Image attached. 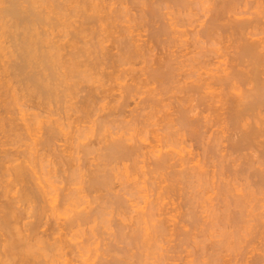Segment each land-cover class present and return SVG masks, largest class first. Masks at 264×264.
<instances>
[{"label": "rangeland", "instance_id": "1", "mask_svg": "<svg viewBox=\"0 0 264 264\" xmlns=\"http://www.w3.org/2000/svg\"><path fill=\"white\" fill-rule=\"evenodd\" d=\"M1 1V0H0ZM60 1V3L61 2H63V5L62 6H64L63 8H64V10L62 9V12L64 13H61L59 16H57L58 15V13H56L57 11H56V9H55V11L53 10L54 8H50L48 5H46L45 3H44V7H46V11H47V13L49 12L50 13V16L51 17H56V21H58L60 18V20L58 21V23L56 24V26H57V28H56V26L54 27L53 25H52V27L50 28V25L48 26V27H46L47 25H45V27H40V29L41 28H43V30L41 29V31H46L48 34H49V36H48V41L50 40V47L51 46H53V45H56L57 44V46L58 47H61L60 49V51H61V57L63 58V60L65 61H69L71 58V55H72V53L73 52H75L76 51V49L77 50H79L78 48H86L85 49V51L87 50V49H89V50H87V52H85L84 54H86V55H84L83 54V52H84V49H83V52H82V54L83 55H81L82 57L79 59L80 60V62L82 61L84 64L86 63V65L84 66V64H81L84 68H81V70L82 69H84L83 71H84V73L87 71V69L88 70H90V71H87L86 73H89L88 75H90V76H88V80L86 81V80H83V79H81V81L79 80L78 81V79L76 80V81H74L75 83H77V89L75 88V90H73V94L71 93V94H69V95H66V98H64V99H61V101H58L57 99H55L57 102H54V101H47V100H44L43 98H37V97H32V95L30 94V92L27 90L28 88L27 87H25L24 85H22L21 83H18L16 80H18L16 77H14V78H12V75L14 76V74H11L12 73V71L10 72L9 71V69H8V67L11 65V61H13L14 60V57H13V59L11 58V57H9V55L11 54L12 55V53L11 52H13L14 50V40L13 39H11V37H10V35L8 34V36H4L3 37V35L4 34H7V32L5 33L3 30H0V31H3L4 32V34H1L0 36H1V39H2V44H0L1 46H2V50H1V48H0V62H2V63H0V94H3V96L2 95H0V118L2 119H0V158L1 157H3L5 154H4V152L3 151H6V152H9V153H11V154H14L15 155V157H14V160H16L15 162L16 163H18V164H16L15 163V165H14V163L13 164H6L5 166L9 169V167H11V166H16V165H19V164H24L25 165V167L27 166V168H28V170H30V178H32V179H30L29 181H31V184L30 185H34L35 184V188H39V187H45V191H47V192H49L50 190H52L53 188H54V185H55V188L53 189L54 191L52 192V194L50 195V196H47L48 198L47 199H49V198H51V197H53L54 199H55V202H52V201H50L49 200V202H51L52 204H50V203H47L46 204V212L48 213V214H46V216H47V219L45 218V220L44 221H42V226H41V228H40V230H38V232L40 231L41 233L42 232H44V231H42V230H46V232H48L50 229H48V228H51V227H48V225H51V222H52V227H55V225L56 224H59L57 221H59L60 223H64V222H66V220H70L74 215H75V213L76 212H80V211H84V210H89L90 209V207L91 208H97L96 210L94 209V215L95 216H99V218H100V215H98V214H102L103 213V211H104V208H106L104 205L106 204V205H108L109 203H110V206H112V208L111 209H109L110 208V206H109V208L108 209H105V211H106V213H105V215H107V216H104L105 218H104V220L102 221V219L103 218H100V220L99 221H97V222H94V225L93 224H91V226H90V224L89 225H85L84 226V229H83V231L81 232L79 229H81V228H78V229H76V231H74L72 234H69L70 236H68L66 239H67V241L68 240H71V245H77V243H78V246H80V244H81V246L79 247V249L78 248H76L75 250L73 249L74 248V246L72 247V253L73 254H71V253H67L66 255H59V256H56V258H54V262H53V264H65L66 263V261H67V263L66 264H78V263H83V264H101V262H102V264H108L109 263V261L111 260L112 261V264H114V262L116 263V259L114 260V258L115 257H118V256H116V255H120V256H126V257H133L134 255H136V254H138L139 255V258L141 259V260H143V261H141V260H137L136 261V258L135 257H133V260H131V262H130V260L128 261L129 262V264H136V262H137V264H139V262H141V264H162V263H165V264H203V262L205 263V261L207 260L208 261V259L210 258V254L212 255V254H217V253H215V250H216V248L215 247H213L214 245L216 246V244L217 243H220L221 244V241H224V240H228V242L230 241H233L234 239H233V234H232V232H234L235 230L231 227L232 225H230L229 227H230V229H229V227H228V225H227V227H225V226H223V225H221V224H224V223H219V222H217V223H219V225H217L216 223V225L214 224V227H212V225H210L211 227H212V230H211V227L209 226V224H211L213 221V219H214V214H213V206L215 205V207H217V205L219 204L220 206H218L217 208L219 209V210H216L215 208H214V211H217L218 213L219 212H222V211H220V209L222 208L221 207V205H223V204H220V203H218V202H220V199H219V201L218 200H214V197H216V196H214V194H213V188L212 187H210L209 188V191H204L203 192V194H204V198H203V196H201V191H202V189H200L201 187H198L199 189H197V188H193V189H190L187 185H186V183H184V182H180L179 183V185H178V183H177V185H176V183H174V180L172 179V178H170L169 176L171 175V171H178V169L180 170V168H175V169H170V170H168L167 169V171L165 172L164 170L163 171H158V172H160V173H158V172H156V174H152V171L154 170V165L153 166H151L153 163H154V160H155V158L154 157H152V155L151 154H149L151 151L150 150H152V148H157L158 150L160 149V150H162L163 148V150L166 152L167 150H170L171 148H172V150H174L176 153L177 152H180V154H182V156L184 155V157L185 158H189L190 160H191V158L189 157V156H191V157H193L194 159H196L195 160V162L197 161V160H201V161H204L205 159H207V156H208V158L210 157V155L209 154H206L207 152V148L209 147V146H218L217 148L219 149V152H218V154L219 155H229L230 156V154H234L233 152L232 153H230L231 152V149H227L228 148V145H230L231 143H235L234 141H235V139L240 135L239 133H237V131H236V135H233V134H235V132L232 130H230V131H226V133H225V131L224 130H222V128L223 129H225L226 130V128H229V127H224L225 125H222V124H219V128L217 127V126H215V128L213 127V128H211L210 130L212 131H210L209 130V128L208 129H206V130H209V131H207L206 132V134L203 136V139H196L195 137H193V135L190 133V131H188V132H185L186 130H184V131H182V129H181V126H180V124H178V122H177V119L179 118V113H178V111H177V109H179L180 110V108H181V105L182 106H187V104H189L190 102H185V99H181L182 97L184 98H186L187 97V95L186 96H183L184 94L183 93H179L180 91H182L183 90V88H184V85H185V81L187 80V79H184L183 78V76H179V75H182V74H188V73H193V71L191 70V69H193L194 68V64H193V66H192V62L190 61H188L187 62V56H188V53H189V51H190V53L191 52H203V51H207L208 49V51H217V53L218 54H222V56H223V58H222V56H221V60H219V61H225V59H226V62H227V60H229L230 61V55H234L235 53H236V51H235V53H234V50H236V46H235V44H237V43H235L234 44V46H233V43H234V40H232L233 38H231V37H229V36H231V35H229V36H226L227 38H231V40L233 41V42H231L230 41V39H227L225 36H224V39L221 37V40H219L220 41V43H214V45H211V44H204V43H202L201 45H200V47H197V46H195V48L194 47H191L193 44H194V42H192L195 38H197V37H195L194 38V35L196 34V32H198L199 30H201V28H202V26H199V25H204V24H202L203 22H205V21H207V18H208V15H210V14H208V10L212 7V5L210 4V6L211 7H209V4H205V0H201V2L202 1H205L204 3L202 2V5L204 4V6H201V4H197L196 6H194V8H193V10H192V8H191V12L192 13H190V14H188L189 16L188 17H184L185 18V20L186 21H188L189 22V24L191 23V26L188 24V22H186V26L185 25H182L181 27H179L178 28V26H180V24L178 25V26H176V25H174L173 24V22L175 23V24H177V22L179 23V22H181V20H184V18L182 19L181 17L182 16H180V15H178L180 12H178V10H177V8H175V6H173V5H168V4H165L166 6H168V7H165V5H164V7L163 6H161L159 3H158V1L156 2V1H153V0H99V2H96L97 0H92V1H94V4H95V2H96V4H98V6H100L98 9H96V8H94V9H96V10H98V11H96V14H95V10L92 8L91 9V7H92V2H91V0H89L90 1V3H88V0H84L85 2H84V5H85V3H87V5H89V4H91V5H89L90 6V11H89V7L88 6H85L86 8H84V5H82V3H83V0L81 1V0H59ZM82 3H81V2ZM87 1V2H86ZM140 2V3H138V2ZM146 1V2H145ZM246 1H248V0H246ZM252 0H249V3L251 2ZM253 1H255V0H253ZM65 2H70V3H65ZM74 2V3H73ZM152 2V3H151ZM153 2H156V4H158L157 6L155 5V3H153ZM198 2V1H197ZM65 3V4H64ZM75 3H77V4H75ZM79 3H81V4H79ZM117 3V4H116ZM145 3V4H144ZM148 3V4H147ZM252 3H254V2H252ZM48 4V3H47ZM62 4V3H61ZM102 4V5H101ZM135 4V5H134ZM0 5H1V3H0ZM67 5V6H66ZM79 5H81V7H83V10H84V14H83V10L81 9H79V8H81ZM104 5H105V7H104ZM107 5H109V6H107ZM140 5H142V7L140 6ZM153 5V6H152ZM1 6H3V5H1ZM43 6H39V7H41V8H43V10H44V7ZM52 6V5H51ZM69 6V7H68ZM77 6H79L78 8H77ZM114 6V7H113ZM135 6H137V7H135ZM146 6V7H145ZM159 6V7H158ZM206 6V7H205ZM208 6V7H207ZM251 3H250V5H248V7L247 6H242L241 7V9H245V10H248L247 12H249L250 10L252 11V9L254 10L255 8H256V6L257 5H253V6H255V8H252V9H250L251 8ZM252 6V7H253ZM23 7V8H22ZM48 7V8H47ZM66 7V8H65ZM70 7H72V8H70ZM118 8V9H116V8ZM119 7H121V8H119ZM140 7H141V9H140ZM170 7V8H169ZM246 7H247V9H246ZM1 8V7H0ZM3 8V7H2ZM21 8L24 10H27L28 8H29V4L27 5V3H26V5L25 4H23V5H21ZM49 8H50V10H49ZM106 8H107V10L109 11H107L106 10ZM130 10L129 12H128V9ZM157 8V9H156ZM174 8V9H173ZM207 8H208V10H207ZM48 9V10H47ZM51 9H52V11H51ZM71 9V10H70ZM74 9V10H73ZM78 9V10H77ZM117 11H116V10ZM144 9V10H143ZM146 9V10H145ZM161 9V10H160ZM2 9H0V11H1ZM66 10H68V11H66ZM75 10H77L76 12H75ZM102 10V11H101ZM127 10V11H126ZM153 10V11H152ZM158 11L159 10V12L158 13H160V14H156V16L154 15V13H152V12H154V11ZM245 10H244V12H245ZM257 10V8L255 9V11ZM65 11L67 12V13H65ZM75 13H74V12ZM82 11V12H81ZM85 11H86V13H85ZM89 13H88V12ZM94 13H93V12ZM106 11H107V13H106ZM113 11V12H112ZM125 11H126V16L124 15L125 14ZM138 11H140V12H138ZM149 11V12H148ZM151 11V12H150ZM175 11V12H174ZM207 11V12H206ZM255 11H252V12H255ZM55 12V13H54ZM69 12V13H68ZM79 12V13H78ZM110 12H112V13H110ZM114 12H115V14H114ZM122 12V13H121ZM244 12L242 13V14H244ZM1 13V12H0ZM48 13V14H49ZM74 13V14H73ZM88 13V14H87ZM98 13V14H97ZM118 13H119V16H118ZM144 13V14H143ZM182 13H184V12H182ZM63 14V15H62ZM66 14V15H65ZM81 14V15H80ZM85 15L86 14V16L87 17H83V15ZM105 15V16H103V15ZM109 14V15H108ZM153 14V15H152ZM208 14V15H207ZM242 14L239 16V15H237V17L236 18H239L240 19V17L241 18H248L249 17V19H252L253 18V14H252V18H251V15H250V13H249V15L247 14V15H244V16H242ZM62 15V16H61ZM65 15V17H64V20L62 19L63 18V16ZM68 15V16H67ZM71 15V16H70ZM77 15H79L78 16V18H77ZM94 15V16H93ZM133 15H136V16H133ZM143 15V16H142ZM207 16V18L206 17H204V16ZM61 16V17H60ZM114 18H112V17ZM118 16V17H117ZM125 16V17H124ZM139 16H141V17H139ZM145 16V17H144ZM154 16V17H153ZM158 16V17H157ZM167 16V17H166ZM173 16H174V18H173ZM177 16V17H176ZM180 16V17H179ZM74 17H76L75 18V21H74ZM94 18V19H92V18ZM95 17H97L96 19H95ZM102 17V18H101ZM108 19H107V18ZM132 17V18H131ZM144 17V18H143ZM166 17V18H165ZM169 17V18H168ZM171 17V18H170ZM70 18V19H69ZM82 18H83V20H82ZM101 18V19H100ZM103 18H104V20H105V18H106V21H104L103 20ZM116 18V19H115ZM119 18H120V20H119ZM154 18H156L155 20H153ZM202 18V19H201ZM246 18V19H247ZM78 19V20H77ZM118 19V20H117ZM143 19V20H142ZM158 19H159V21H158ZM161 19V20H160ZM173 19V20H172ZM1 20L2 19H0V24H1ZM55 20V19H54ZM82 20V21H81ZM100 20V21H99ZM109 20V21H108ZM111 20V21H110ZM113 20L115 21L114 23H112L113 22ZM132 20V21H131ZM147 20H148V22H147ZM171 20H172V22H171ZM178 20V21H177ZM198 20V21H197ZM200 20V21H199ZM205 20V21H204ZM4 22H2V23H4V24H8V23H5V21L6 20H3ZM67 21V22H66ZM84 21V22H83ZM108 21V22H107ZM117 21H119L118 23H117ZM127 21V22H126ZM130 21V22H129ZM137 21V22H136ZM140 21V22H139ZM176 21V22H175ZM201 21H203V22H201ZM10 24H11V22L10 21H8ZM72 22V23H71ZM103 22V25L101 24ZM123 22H125V23H123ZM139 22V23H138ZM199 22V23H198ZM76 25H75V24ZM90 25H89V24ZM108 23V24H107ZM122 23V24H121ZM126 23H127V25H126ZM145 23H147V24H145ZM166 25H165V24ZM169 23H170V25H169ZM201 23V24H200ZM81 24H83V25H81ZM104 24H106V25H104ZM117 24V25H116ZM158 24V25H157ZM164 24V25H163ZM171 24H172V26H171ZM2 25V24H1ZM65 25V26H64ZM69 25V26H68ZM72 25H73V27H72ZM81 25V26H80ZM109 25V26H108ZM119 25V26H118ZM123 25V26H122ZM197 25V26H196ZM7 25H5V27H6ZM9 26V25H8ZM42 26H44V25H42ZM64 26V27H63ZM75 26V27H74ZM93 26V27H92ZM112 26V27H111ZM149 26V27H148ZM162 26H164V28H169L170 29V31H172V32H168L167 31V28L166 29H164V31H163V27ZM176 26V27H175ZM184 26V27H183ZM2 27H4V25H2ZM85 27V28H84ZM96 27V28H95ZM98 27H100V28H98ZM115 27V28H114ZM121 27V28H120ZM127 27V28H126ZM156 27V28H155ZM197 27V28H196ZM199 27H200V29H199ZM1 28V27H0ZM53 28V29H52ZM64 28V29H63ZM68 28V29H67ZM74 28V29H73ZM103 28V29H102ZM110 28V29H109ZM123 28V29H122ZM124 28H125V30H124ZM172 28H173V30H172ZM185 28V29H184ZM196 30H195V29ZM2 29H4V28H2ZM113 29V30H112ZM129 29V30H128ZM168 29V30H169ZM177 31H176V30ZM182 29V30H181ZM4 30H6V28L4 29ZM64 31L63 33H62V31ZM79 30V31H78ZM82 30V31H81ZM86 30V31H85ZM90 30V31H89ZM106 30V31H105ZM123 30V31H122ZM193 30L195 31V32H193ZM68 31V32H67ZM74 31H75V33H74ZM81 31V32H80ZM85 31V32H84ZM105 32V33H103V32ZM111 31V32H110ZM127 31V32H126ZM151 31H152V33H151ZM160 31V32H159ZM162 31L163 32H165V31H167V33H169V34H167L166 32V34L167 35H165V33H162ZM175 31H176V33H175ZM183 31H184V33H183ZM46 32H43L44 33V35L46 36V38H47V33ZM108 32V33H107ZM116 34H115V33ZM120 32V33H119ZM155 32L158 34H156L155 35ZM174 32V33H173ZM0 33H2V32H0ZM61 33V34H60ZM93 33V34H92ZM97 33V34H96ZM112 33H113V35H112ZM123 33V34H122ZM128 33V34H127ZM151 33V34H150ZM160 33V34H159ZM162 33V34H161ZM171 33V34H170ZM191 33V34H190ZM195 33V34H194ZM50 34H51V36H50ZM69 34V35H68ZM90 34V36H87V35H89ZM105 34L106 35H108V36H105ZM120 34V35H119ZM140 34V35H139ZM148 34V35H147ZM175 34V35H174ZM186 35V37H185V35ZM194 34V35H193ZM227 34H229V33H227ZM57 35V36H56ZM133 36V38H132V36ZM151 35V36H150ZM169 35V36H168ZM179 35H181V36H179ZM225 35H226V33H225ZM68 36V37H67ZM80 36H82V37H80ZM98 36V37H97ZM104 36V37H103ZM111 36H113V37H111ZM117 36H119V37H117ZM121 36V37H120ZM153 36V37H152ZM250 36V35H249ZM248 36V37H249ZM264 35H262V37H263ZM10 37V38H9ZM62 37V38H61ZM87 37V38H86ZM95 37H97V38H95ZM101 37V38H100ZM112 38V40H111V38ZM118 39H117V38ZM151 37V38H150ZM158 37V38H157ZM165 37V38H164ZM168 37V38H167ZM171 37V38H170ZM173 37V38H172ZM247 37V38H248ZM259 37H261V36H258V37H256V39L257 38H259ZM6 38V39H5ZM53 38V39H52ZM67 38V39H66ZM100 38V39H99ZM105 38V39H104ZM109 38V39H108ZM114 38V39H113ZM116 38V39H115ZM121 38V39H120ZM122 38H123V40H122ZM154 38V39H153ZM162 38V39H161ZM187 38V39H186ZM0 39V40H1ZM21 39V38H20ZM55 39V40H54ZM77 39H78V41H77ZM88 39V40H87ZM94 39V40H93ZM105 41H104V40ZM152 39V40H151ZM164 39V40H163ZM178 39V40H177ZM191 41H190V40ZM223 39V40H222ZM227 39V40H226ZM11 40V41H10ZM13 40V41H12ZM76 40V41H75ZM91 40V41H90ZM103 40V41H102ZM108 40V41H107ZM111 40V41H110ZM120 40H121V42H124V41H128V42H132L131 44L133 45H131V44H129L131 47H130V49L132 48V47H135L134 45H136V47L135 48H132L133 49V51L135 50V52L137 51V49H138V51L139 52H137V53H135V54H138L137 56L139 57H137V56H135L134 54H132V55H129V56H126V53H127V55H128V53L130 54L131 52L132 53H134L133 51H130V52H128L129 51V49H126V48H124L125 50H123L122 48H123V46H121L120 44H121V42H120ZM143 40V41H142ZM150 40V41H149ZM155 40V41H154ZM174 40V41H173ZM176 40V41H175ZM253 40H255V37H254V39ZM56 41V42H55ZM63 41L65 42L64 43V45L66 46V49H65V46L62 44L63 43ZM68 41H70V42H68ZM90 41V42H89ZM119 41V42H118ZM179 41H180V43H179ZM185 41V42H184ZM228 41V42H227ZM13 42V43H12ZM79 42V43H78ZM96 42V43H95ZM104 42V43H103ZM157 42H160V43H157ZM166 42V43H165ZM184 42V43H183ZM187 42V43H186ZM189 42V43H188ZM191 42H192V45H191ZM223 42V43H222ZM5 43V44H4ZM11 43V44H10ZM52 43V44H51ZM56 43V44H55ZM59 43V44H58ZM94 43H95V45H94ZM100 43V44H99ZM114 43H115V46H116V48H115V46H114ZM182 43V44H181ZM186 43V44H185ZM212 43V44H213ZM80 44V45H79ZM87 44V45H86ZM106 44V45H105ZM145 44V45H144ZM175 44V45H174ZM189 44H190V46H189ZM218 44V45H217ZM4 45H6L5 47H6V51H4L5 49H3V46ZM10 45V46H9ZM12 45V46H11ZM69 45V46H68ZM79 45V46H78ZM98 45V46H97ZM103 45V46H102ZM149 45H150V47H149ZM153 45V46H152ZM196 45V44H195ZM211 45V46H210ZM220 45V46H219ZM0 46V47H1ZM7 46H8V48H7ZM72 46V47H71ZM91 46V47H90ZM95 46H97V47H95ZM99 46H101V47H99ZM105 46V47H104ZM112 46V47H111ZM121 48H120V47ZM162 46V47H161ZM174 46V47H173ZM182 46V47H181ZM185 46V47H184ZM99 47V48H98ZM119 47V48H118ZM144 47V48H143ZM180 47V48H179ZM191 47V48H190ZM197 47V48H196ZM212 47V48H211ZM231 47H235L234 49L233 48H231ZM62 48H63V50H62ZM76 48V49H75ZM90 48H92L91 49V51H90ZM100 48H101V50H100ZM103 48V49H102ZM114 48V49H113ZM118 48V49H117ZM201 48V49H200ZM205 48H208V49H205ZM231 48V49H230ZM65 49V50H64ZM74 49V50H73ZM97 49V50H96ZM108 49H109V52H107L108 51ZM118 51H117V50ZM131 49V50H132ZM141 49V50H140ZM194 49V50H193ZM197 51H196V50ZM203 49V50H202ZM222 49V50H221ZM10 50V51H9ZM13 50V51H12ZM102 50H104L103 52H102ZM107 50V51H106ZM111 50V51H110ZM112 50H113V52H112ZM160 50H162V51H160ZM218 50H219V52H218ZM225 50V51H224ZM2 51H4V52H2ZM64 51H65V53H64ZM66 51H67V53H66ZM116 51H117V53H116ZM150 54H148L147 52ZM152 51V52H151ZM154 51V52H153ZM166 51V52H165ZM215 51V52H216ZM224 53H223V52ZM78 51H76L75 53H77ZM101 52H102V54H101ZM121 52V53H120ZM140 52H141V54H140ZM172 52V53H171ZM194 52V53H195ZM228 52V53H227ZM6 53V54H5ZM89 53H91V54H89ZM113 53V54H112ZM118 53H119V58L117 57L118 56ZM145 53H147V54H145ZM187 53V55H185ZM190 53H189V56L188 57H191L193 54L191 53V55H190ZM227 53V54H226ZM90 55V57H89V55ZM108 54H110L109 55V57L107 58V56H108ZM121 54H123V55H121ZM124 54H125V56H124ZM145 54V55H144ZM166 54V55H165ZM224 54H225V56H224ZM230 54V55H229ZM10 55V56H11ZM92 55V56H91ZM98 55V56H97ZM104 55H105V57H104ZM107 55V56H106ZM141 55V56H140ZM173 55V56H172ZM177 55H178V57H177ZM183 55H185L186 57H185V61H183L182 59H184V58H182V56ZM217 54H215V56H216ZM3 56V57H2ZM8 56V57H7ZM87 56V57H86ZM111 56V57H110ZM143 56V57H142ZM172 56V57H171ZM213 56V55H212ZM211 56V59H215V56H213L212 57ZM6 57V58H5ZM66 57V58H65ZM104 59H103V58ZM131 57V58H130ZM134 57H137L136 59H134ZM179 58V57H181V58H179L178 59V63H175V64H173V65H175V68L177 69V70H179V72H177L176 70H175V68H173L174 66H172V67H170L171 68V70L173 71V72H175L176 74L175 75H177V76H179L178 78H176V79H178V80H180V81H183V79H184V84L183 83H179V85L178 84H175V86L174 85H172L173 83H170L169 85H165V86H162V87H160L161 85H159V83H157L155 80H153V78H152V76H153V74L155 73V71H158V67L160 68V67H162L163 65H164V61L166 62V60H167V58ZM217 57V56H216ZM219 57V56H218ZM225 57V58H224ZM232 57V56H231ZM234 57V56H233ZM70 58V59H69ZM98 58V59H97ZM107 60H106V59ZM143 58V59H142ZM145 58V59H144ZM165 58V59H164ZM168 58V59H169ZM229 58V59H228ZM12 59V60H11ZM69 59V60H68ZM82 59H84V60H82ZM116 59H117V61H116ZM119 59V60H118ZM124 59V60H123ZM180 59H181V61H180ZM62 60V61H63ZM99 60V61H98ZM160 60H161V62H162V64H161V62H160ZM171 60H173V59H171ZM175 60V59H174ZM173 60V61H174ZM212 60V61H213ZM216 61H217V59H215ZM214 60V61H215ZM92 63H91V62ZM97 61V62H96ZM101 61V62H100ZM102 61H104V62H102ZM111 61H113L112 63H111ZM115 61V62H114ZM119 61V62H118ZM121 61V62H120ZM169 61V60H168ZM177 61V60H176ZM87 62H88V65L90 66V68H88L89 66H87ZM94 62H95V64H94ZM124 62V63H123ZM128 62V63H127ZM179 62L180 63H182V64H179ZM184 62V63H183ZM231 62V61H230ZM10 65H9V64ZM64 63H66V62H64ZM90 63V64H89ZM117 63H120V64H122L123 66L122 67H120V64H119V66H118V64ZM126 63V64H125ZM191 63V64H190ZM225 63V62H224ZM97 64V68H98V70H96L97 68L95 67V65ZM103 65V67H102V65ZM110 64H112V65H110ZM158 64V65H157ZM160 64V65H159ZM185 64H188V65H185ZM9 65V66H8ZM91 65H93V66H91ZM162 65V66H161ZM183 65V66H182ZM99 66H101L100 68H99ZM182 67V68H180V67ZM186 66V67H185ZM107 67H109L108 68V70H107ZM111 67H112V69H111ZM212 67H213V69H216L215 68V65L213 66L212 65ZM2 68V69H1ZM86 68V69H85ZM91 68H92V70H91ZM94 68V69H93ZM102 68V69H101ZM115 68V69H114ZM155 68V69H154ZM157 68V69H156ZM169 68V67H168ZM170 68H169V70H170ZM173 68V69H172ZM8 69V70H7ZM64 71H63V70ZM61 70L63 71V73L65 74L67 71H66V69L65 68H62ZM161 69V68H160ZM180 69H181V71H183V73L180 71ZM184 69V70H183ZM190 69V70H189ZM212 69V68H211ZM52 70H54V69H52ZM52 70L50 71V72H48V73H51L52 72ZM59 70V69H58ZM86 70V71H85ZM94 70V71H93ZM96 70V71H95ZM104 70V71H103ZM122 70V71H121ZM9 71V72H8ZM57 70L55 69V72H56ZM62 71H60L59 70V72H60V74H62ZM125 71H126V73H125ZM154 71V73H151V72H153ZM191 71V72H190ZM55 72H52V73H55ZM58 72V73H59ZM94 72V73H93ZM96 72V73H95ZM101 72V73H100ZM185 72V73H184ZM215 72H216V70H215ZM2 73V74H1ZM93 73V74H92ZM99 73L101 74V76L99 75ZM102 73H103V75H102ZM107 73V74H106ZM109 73H111L110 74V77H111V75L113 76V75H115L116 74V76H113V77H109ZM170 73H171V71H170ZM194 73H196L195 71H194ZM147 74H149V75H147ZM152 74V76H150ZM63 75V74H62ZM85 75V74H84ZM93 76V77H92ZM4 77H5V79H4ZM99 77V78H98ZM105 77V78H104ZM8 78V79H7ZM11 78V79H10ZM113 78V79H112ZM137 78V79H136ZM149 79V81H147L146 79ZM183 78V79H182ZM93 79V80H92ZM97 79V80H96ZM103 79H105V80H103ZM145 79V80H144ZM152 79V80H151ZM14 80V81H13ZM73 80H75V79H72L71 81H73ZM112 80V81H111ZM134 80V81H133ZM85 81L87 82V84H85ZM91 81V82H90ZM95 81V82H94ZM98 81H100V83L98 84ZM136 81V82H135ZM138 81V82H137ZM146 81V82H145ZM188 81V80H187ZM186 81V82H187ZM80 82H83V84H81ZM94 82V83H93ZM105 82V83H104ZM141 82V83H140ZM143 82V83H142ZM152 84H151V83ZM189 82V81H188ZM73 83V82H72ZM71 83V84H72ZM91 83V84H90ZM102 83V84H101ZM149 85H147V84ZM155 83V84H154ZM176 83H178L177 81H176ZM2 84V85H1ZM68 84V83H67ZM89 84V85H88ZM108 84V85H107ZM137 84H139V85H137ZM141 84V85H140ZM181 84H183V85H181ZM5 85V86H4ZM11 85V86H10ZM100 85V86H99ZM101 85H102V87H101ZM107 87H106V86ZM129 85V86H128ZM147 85V88H149V89H146L145 88V86ZM156 85V86H155ZM178 85V86H177ZM82 86V87H81ZM85 86H88V87H85ZM95 86V87H94ZM127 88V90L129 89V88H133L134 86L136 87V86H138L137 88H136V92H138L137 94H136V92H133L132 93V95H131V93H129L128 95H126V93H127V90H126V88ZM131 86H133V87H131ZM168 88H170V86H172L169 90H167V87ZM174 86V87H173ZM183 88H182V87ZM4 87V88H3ZM25 87V88H24ZM79 87V88H78ZM105 87V88H104ZM124 87V88H123ZM134 87V88H135ZM154 87V88H153ZM156 87H158V89L156 88ZM163 87H164V89H163ZM179 87V88H178ZM6 88V89H5ZM10 88V89H9ZM27 88V89H26ZM64 88V87H63ZM82 88V89H81ZM98 90H97V89ZM100 88V89H99ZM103 88V89H102ZM145 88V89H144ZM166 88V89H165ZM172 88H173V90H172ZM176 88V89H175ZM178 88V89H177ZM7 90V92L5 91V90ZM21 89V90H20ZM137 89H139L138 91H137ZM151 89V90H150ZM152 89H154V90H152ZM160 89V90H159ZM3 90V91H2ZM61 91H62V88L60 89ZM82 90V91H81ZM101 90V91H100ZM123 90V91H122ZM126 90V91H125ZM141 90V91H140ZM147 90V91H146ZM161 90H162V92H161ZM163 90H165V91H163ZM171 90V91H170ZM178 90V91H177ZM25 91H26V93H25ZM74 91H75V93H74ZM77 91H78V93H77ZM93 91V92H92ZM100 91V92H99ZM112 91V92H111ZM5 92H6V94H5ZM12 92H14L13 94H12ZM19 92V93H18ZM83 92V93H82ZM88 92V93H87ZM97 92H98V94H97ZM122 92V93H121ZM131 92H132V90H131ZM143 92V93H142ZM156 92V93H155ZM170 92H172V93H170ZM178 92V93H177ZM80 93V94H79ZM96 94V95H98L97 96V98H99L98 100H99V102L98 101H96L95 102V98H89V100L88 101H92V100H94V101H92L93 102V104H92V102H86L87 101V98L88 97H90V95L92 94V97L94 96V94ZM102 93V94H101ZM106 93V94H105ZM111 93H113V95H111ZM121 93V94H120ZM151 93V94H150ZM175 93V94H174ZM177 93V94H176ZM77 94V95H76ZM82 94V95H81ZM85 94V95H84ZM87 94V95H86ZM99 94H101V95H99ZM134 94V95H133ZM148 94V95H147ZM150 94V95H149ZM157 94V95H156ZM163 94V95H162ZM171 94H173V95H171ZM180 94V95H179ZM183 94V95H182ZM21 97H20V96ZM81 95V96H80ZM127 97L128 96V99H130V100H125L126 98L124 97ZM136 95V96H135ZM146 95H147V97H146ZM155 95V96H154ZM166 97H165V96ZM24 96V97H23ZM31 96V97H30ZM69 98H68V97ZM77 96V97H76ZM87 98H86V97ZM100 96V97H99ZM101 96H103V97H101ZM116 96H117V98H116ZM142 96V97H141ZM180 96V97H179ZM113 97V98H112ZM136 99H135V98ZM140 97V98H139ZM144 97H145V100H144ZM152 97H157V104L156 103H152L153 101H147L146 102V100H149V99H151ZM170 97H171V99H170ZM74 98V99H73ZM77 98V99H76ZM97 98H96V100H97ZM102 98V100L100 101V99ZM105 98V100H103ZM138 98V99H137ZM149 98V99H148ZM175 99V101H174V99ZM190 97H188V99H189ZM36 99V100H35ZM43 99V100H42ZM71 99V100H70ZM72 99H73V101H72ZM117 101H115V100ZM122 99H124L123 101H121ZM133 99H134V101H133ZM142 99H143V101H142ZM154 99V98H153ZM152 99V100H153ZM166 99V100H165ZM169 99V100H168ZM2 100V101H1ZM18 100V101H17ZM42 100V101H41ZM77 100H78V102H77ZM86 100V101H85ZM4 101V102H3ZM46 101V102H45ZM67 101V102H66ZM69 101H71V103L69 102ZM74 101H75V103H74ZM124 101H126V102H124ZM129 101V102H128ZM137 101V102H136ZM154 101H156V100H154ZM181 101V102H180ZM182 101H184L185 103H187V104H184V103H182ZM189 101H191V99L189 100ZM8 102V103H7ZM16 103L14 106L12 105V104H14V103ZM18 102V103H17ZM34 102V103H33ZM36 102V103H35ZM53 102V103H52ZM62 102V103H61ZM75 104H73V103ZM77 102V103H76ZM95 102V103H94ZM108 102V103H107ZM110 102H112V103H110ZM122 102L125 104H122ZM135 102V103H134ZM143 102V103H142ZM173 104H172V103ZM176 102H177V104H176ZM179 102V103H178ZM194 102V104H195V101H194V99L191 101V103H193ZM10 103V104H9ZM27 103V104H26ZM64 103V104H63ZM79 103V104H78ZM84 103H86V104H84ZM91 103V105L90 106H88L89 104ZM99 103V104H98ZM106 103V104H105ZM137 103V104H136ZM147 103V104H146ZM160 103H161V106H160ZM163 103H165V107H164V104ZM170 105V104H172V105H168V104ZM5 104V105H4ZM21 104V105H20ZM33 104V105H32ZM43 104V105H42ZM46 104V105H45ZM58 104V105H57ZM61 104V105H60ZM95 104V105H94ZM101 104V105H100ZM111 104H113V105H111ZM141 104V105H140ZM145 104V105H144ZM197 104V103H196ZM195 104V105H196ZM70 105V106H69ZM107 107H105V106ZM122 107H121V106ZM156 105V106H155ZM157 105H159L160 107L159 108H157L158 106ZM57 106V107H56ZM59 106V107H58ZM76 106V107H75ZM84 106V107H83ZM87 106H88V108H89V111H88V108H87ZM94 106H99L98 108H96V107H94ZM124 106V107H123ZM162 106H163V109H162ZM177 106V107H176ZM178 106H179V108H178ZM189 106V105H188ZM187 106V108H189ZM190 106H194L193 104L191 105L190 104ZM3 107V108H2ZM22 107V108H21ZM24 107V108H23ZM66 107V108H65ZM69 107H70V109H69ZM71 107H72V109H71ZM75 107V108H74ZM104 107V108H103ZM113 107V108H112ZM137 107V108H136ZM138 107H140V108H138ZM142 107V108H141ZM150 107V108H149ZM167 107H169V108H167ZM174 107V109L176 110H173L172 108ZM52 108V110H50ZM78 108H79V110H78ZM84 108V109H83ZM91 108V109H90ZM93 108H94V110L96 109L97 111H94L93 110ZM100 108V109H99ZM106 108V109H105ZM110 108V109H109ZM177 108V109H176ZM184 108H186V107H184ZM20 109V110H19ZM74 109V110H73ZM77 109V110H76ZM114 109V110H113ZM142 109V110H141ZM161 111H160V110ZM59 110V111H58ZM62 110V111H61ZM69 110H71V111H69ZM81 110H83V112L81 111ZM86 110V111H85ZM111 110V111H110ZM140 110V111H139ZM159 110V111H158ZM61 111V112H60ZM94 111V112H93ZM100 111V112H99ZM109 111V112H108ZM163 111V112H162ZM165 111H166V113H167V117L168 118H166V113H165ZM174 111V112H173ZM198 111L200 112V109H198ZM197 111V112H198ZM64 112V113H63ZM75 112V113H74ZM101 114H99V113ZM114 112V113H113ZM158 112V113H157ZM169 112V113H168ZM171 112V113H170ZM198 112V113H199ZM6 113V114H5ZM15 113V114H14ZM61 113V114H60ZM74 113V114H73ZM80 113V114H79ZM81 113H82V115H81ZM98 113V114H97ZM146 113V114H145ZM151 115H150V114ZM164 115H163V114ZM173 113V114H172ZM195 113V112H194ZM191 114V116L193 117V115H194V117H196L197 116V114L195 113V114ZM38 114V115H37ZM52 114V115H51ZM121 114V115H120ZM140 114V115H139ZM169 114V115H168ZM210 114V115H209ZM3 115H6V116H3ZM20 115V116H19ZM56 115V117H54ZM95 117H93V116ZM98 115H99V117H98ZM102 115H103V117H102ZM111 115V116H110ZM114 117H113V116ZM132 115V116H131ZM145 115V116H144ZM172 115V117H170ZM176 115V116H175ZM196 115V116H195ZM206 115V116H205ZM211 116L212 114L209 112H206V113H204L203 114V116H205V117H208V116ZM10 116V117H9ZM17 116V117H16ZM40 118H39V117ZM52 117V118H49V117ZM63 116V117H62ZM108 116H110V118L108 117ZM117 116H119V117H117ZM121 116V117H120ZM141 116V117H140ZM143 116H144V118H143ZM162 116V117H161ZM213 116H215V114H213L212 116H211V118L213 117ZM33 117H34V120H33ZM36 117V118H35ZM59 117V118H58ZM152 117V118H151ZM178 117V118H177ZM21 118V119H20ZM26 120H25V119ZM61 118V119H60ZM98 119V121L97 120H95V119ZM102 118V119H101ZM139 118V119H138ZM162 120H161V119ZM166 118V119H165ZM14 121H13V120ZM28 119H30L29 121H28ZM33 120V123H32V125H31V122H32V120ZM36 119V120H35ZM50 119V120H49ZM54 119V121H52ZM56 119H58V121L56 120ZM105 119H106V121H105ZM141 119H142V121H141ZM146 119V120H145ZM150 119V120H149ZM174 119V120H173ZM213 119V118H212ZM4 120V121H3ZM12 121L13 123H17V125H14L12 122H10V121ZM93 120H95V121H93ZM104 120V121H103ZM134 120V121H133ZM145 120V121H144ZM148 120V121H147ZM20 121V122H19ZM35 121V122H34ZM97 121V122H96ZM140 121V122H139ZM151 121V123H149ZM164 121V122H163ZM172 121V122H171ZM3 122H5V123H3ZM9 122H10V128H9ZM37 122V123H36ZM44 122V123H43ZM46 122V123H45ZM50 122V123H49ZM51 122H53V123H51ZM101 122V123H100ZM137 122V123H136ZM142 122V123H141ZM168 122V123H167ZM176 122V123H175ZM30 125H29V124ZM49 125H48V124ZM96 125H95V124ZM99 123V124H98ZM108 123V124H107ZM130 123V124H129ZM134 123H135V125H134ZM146 123V124H145ZM174 123V124H173ZM27 124V125H26ZM34 124V125H33ZM44 124H45V126H44ZM47 124V125H46ZM110 124V125H109ZM149 124V126H147ZM162 124H164V125H162ZM178 124V125H177ZM5 125V126H4ZM6 125H7V127H6ZM11 125H12V127H13V125L14 126H16L18 129H19V131H15V133L14 132H12L11 133V131H14V130H9V129H13L12 127H11ZM23 127H22V126ZM26 125V126H25ZM52 125V127L53 128H55L54 130H55V138L53 139V141L49 144V146L51 145V148L48 146V145H46V138H47V136L48 135H46L47 134V130H49L48 128L50 127ZM220 125L222 126V128L220 127ZM2 126H3V128H2ZM29 126V127H28ZM30 126H32V130H31V127ZM57 126V127H56ZM108 126V127H107ZM144 126H146V127H144ZM7 129V131H6V129ZM106 127V128H105ZM124 127V128H123ZM162 127V128H161ZM216 127H217V129H216ZM2 128V129H1ZM21 128H23L24 129V131L21 129ZM171 128V129H170ZM176 128V129H175ZM104 129V130H103ZM121 130V131H118V130ZM123 129V130H122ZM169 129V130H168ZM214 129V130H213ZM229 129H233L232 127L231 128H229ZM4 130V131H3ZM22 130V131H21ZM108 130H109V133H108ZM111 130V131H110ZM172 130V131H171ZM179 132H178V131ZM205 130V131H206ZM228 130V129H227ZM10 131V132H9ZM107 131V132H106ZM124 131V132H123ZM169 131V132H168ZM176 131V132H175ZM180 131H182V132H180ZM205 131H204V133H205ZM219 131V135L218 136H216V133ZM224 131V132H223ZM25 134H24V133ZM118 132V133H117ZM127 132V133H126ZM170 132H172L171 134H170ZM213 132H216L215 133V137L212 139V138H210V140H209V137L210 136H212L213 134ZM222 132V133H221ZM30 133H31V135H30ZM112 133H114V134H112ZM179 133V134H178ZM17 134H18V136H17ZM21 134V135H20ZM35 134V135H34ZM78 134H80V135H78ZM106 134V135H105ZM108 134V135H107ZM115 134H118V135H115ZM168 134V135H167ZM169 134L171 135V136H173V134H174V137H176V139L174 140H171V139H169V138H172L171 136H169ZM178 134V135H177ZM190 134L192 135V136H190ZM200 134H202V132L200 133ZM212 134V135H211ZM239 134V135H238ZM9 137H8V136ZM18 137H16V136ZM61 135V136H60ZM78 137H77V136ZM124 135H126V136H124ZM134 135H135V137H134ZM162 135H163V137H162ZM167 135V136H166ZM184 137H182V136ZM232 135V136H231ZM4 136V137H3ZM7 136V137H6ZM12 136V137H11ZM22 136V137H21ZM32 136V137H31ZM33 136H35V137H33ZM83 136V137H82ZM86 136V137H85ZM114 136H115V138H114ZM118 136V137H117ZM122 137V138H124V137H127V138H125V139H131V142L128 140V141H126V145L127 146H132L135 142H137V146H138V144H139V146H141V148H142V151H141V153H145L144 155L142 154V156H143V159H144V162H143V159H141L142 158V156L140 157V158H138L137 160V163L135 162V161H133V160H131L130 162L131 163H129L128 161L126 162V161H124V162H122V161H116V162H114L115 164L117 163V165H115L113 162H112V164H110L111 166H108L106 163H105V161L103 160L104 159V156L106 155V153L105 152H107L106 151V148H107V146L110 144V143H112V140H113V138L115 139V140H117L119 137ZM165 136H166V138H165ZM178 136V137H177ZM225 136V137H224ZM228 136V137H227ZM2 137H3V139H2ZM26 137V138H25ZM28 137V138H27ZM80 137V138H79ZM128 137H130V138H128ZM137 137V138H136ZM141 139H140V138ZM188 137V138H187ZM207 137V138H206ZM217 137V138H216ZM219 137V138H218ZM223 137V138H222ZM7 138V139H6ZM10 138V139H9ZM17 138V139H16ZM20 138V139H19ZM30 138V139H29ZM39 138V139H38ZM78 138V139H77ZM107 138H108V140H107ZM144 138V139H143ZM179 138V139H178ZM234 138V139H233ZM239 138V137H238ZM2 139V140H1ZM56 139V140H55ZM72 139V140H71ZM110 139V140H109ZM112 139V140H111ZM135 140V142H134V140ZM181 139V140H180ZM208 139V140H207ZM219 139V140H218ZM221 139V140H220ZM233 139V140H232ZM5 140V141H4ZM10 140H11V142H10ZM27 140V141H26ZM31 140V141H30ZM39 140V141H38ZM46 140V141H45ZM62 140V141H61ZM76 140V141H75ZM106 140V141H105ZM170 140V141H169ZM182 140H183V143H182ZM184 140H186V141H184ZM7 141V142H6ZM35 141V142H34ZM38 141V142H37ZM45 141V145H43L44 142ZM60 141V142H59ZM168 141H169V143H171V144H169L168 143ZM173 141H175V142H172ZM203 141V142H202ZM213 141V142H212ZM230 141H232V142H230ZM237 141V140H236ZM3 142V143H2ZM56 142V143H55ZM98 142V143H97ZM133 142V143H132ZM187 144H186V143ZM202 142V143H201ZM207 142V143H206ZM215 142H216V144H215ZM218 142V143H217ZM39 143V144H38ZM54 143V144H53ZM58 143V144H57ZM64 143L66 144V145H64ZM80 143V144H79ZM132 143V144H131ZM145 143V144H144ZM149 143H151V144H149ZM211 143V144H210ZM220 143V144H219ZM8 144H9V146H8ZM41 144V145H40ZM91 144V145H90ZM131 144V145H130ZM141 144V145H140ZM160 144V145H159ZM168 144V145H167ZM174 144H176V146L175 147H177V148H174V147H172L171 145H174ZM198 144V145H197ZM219 144V145H218ZM232 144V145H233ZM53 145H55V146H53ZM88 145V146H87ZM104 145V146H103ZM135 145H136V143H135ZM143 145H147L146 147L145 146H143ZM149 145H151V146H149ZM193 145V146H192ZM204 147H203V146ZM19 146V147H18ZM32 146V147H31ZM35 146V147H34ZM45 146H47V147H45ZM59 146V148H57V147ZM76 146V147H75ZM78 146V147H77ZM82 147L80 150H79V148L80 147ZM99 146V147H98ZM156 146V147H155ZM160 146V147H159ZM161 146L163 147V148H161ZM165 146L167 147V146H169V147H167V148H165ZM198 146V147H197ZM208 146V147H207ZM220 146V147H219ZM37 147V148H36ZM41 147V148H40ZM86 147V148H85ZM101 147V148H100ZM171 147V148H170ZM196 147V148H195ZM203 147V148H202ZM206 147V148H205ZM4 148V149H3ZM8 148V149H7ZM21 148V149H20ZM39 148V149H38ZM43 148V149H42ZM56 150H55V149ZM75 148V149H74ZM148 148V149H147ZM203 150H202V149ZM205 148V149H204ZM229 148H231L230 146H229ZM11 149V150H10ZM51 149V150H50ZM58 149H59V151L61 152H59L58 151ZM61 149H63V151L61 150ZM66 149V150H65ZM89 150V151H87V150ZM155 149H153V150H155ZM156 149V150H157ZM183 149V150H182ZM224 149V150H223ZM34 150V151H33ZM49 152H48V151ZM68 150V151H67ZM77 150V151H76ZM148 150V151H147ZM162 150V151H163ZM200 150V151H199ZM202 150V151H201ZM32 151V152H31ZM40 151V152H39ZM87 151V152H86ZM101 151V152H100ZM146 151V152H145ZM150 151V152H149ZM183 153H182V152ZM188 151V152H187ZM193 151V152H192ZM38 152V153H37ZM53 152V153H52ZM59 152V153H58ZM79 152V153H78ZM94 152V153H93ZM147 152H149V153H147ZM168 152V151H167ZM187 152V153H186ZM244 152V151H243ZM30 153V154H29ZM68 155H67V154ZM70 153V154H69ZM230 153V154H229ZM246 153L247 154H249L247 151H246ZM245 152L244 153H240V154H243V156H245L244 154H246ZM36 154V155H35ZM58 154V155H57ZM85 154V155H84ZM91 154V155H90ZM148 154V155H147ZM205 154V155H204ZM246 154V155H247ZM32 155V156H31ZM55 155H57L58 157H54ZM79 155V156H78ZM80 155H81V158H80ZM104 155V156H103ZM147 155V156H146ZM151 155V156H150ZM155 156H156V154H154ZM177 155H178V158H177V160L179 159V157H181V156H179V154L177 153ZM186 155H187V157H186ZM194 155V156H193ZM236 155H238V154H236ZM235 155V157H234V159L235 158H238L237 156ZM18 156V157H17ZM73 158H72V157ZM199 156V157H198ZM204 156V157H203ZM238 156H240V157H242V155H238ZM35 157V158H34ZM52 157H54V159H52ZM67 157V158H66ZM69 157V158H68ZM196 157V158H195ZM33 158V159H32ZM38 159V162L36 161L37 159ZM46 158H48V159H46ZM56 158V159H55ZM79 158H80V160H79ZM154 158V159H153ZM39 159H40V161H42L43 162V160H44V162H43V164H41V166H39ZM43 159V160H42ZM63 159V160H62ZM83 159H84V161H83ZM98 159H99V161H98ZM153 159V161H151ZM33 160V161H32ZM70 160V161H69ZM73 160V161H72ZM78 160V161H77ZM148 160H150L152 163H150V161H148ZM181 160V159H180ZM7 161H8V159L6 160V163H7ZM22 161H24V162H22ZM26 161V162H25ZM71 161H72V163H71ZM94 161V162H93ZM103 161H104V163H103ZM142 161V162H141ZM148 161V162H147ZM179 161V160H178ZM220 161V160H219ZM242 161V160H241ZM22 162V163H21ZM37 162V163H36ZM55 162V163H54ZM101 162V163H100ZM147 162V163H146ZM195 162H192V166L194 165L193 163H195ZM217 160H216V162L215 163H210L211 165L208 167H206V168H208V171H213L214 170V165H217L218 166V164H217ZM35 163V164H34ZM49 163V164H48ZM58 164V166L56 165L55 166V164ZM87 164V165H85V164ZM91 163V164H90ZM134 163V164H133ZM136 163V164H135ZM80 164V165H79ZM83 164V165H82ZM130 164V165H129ZM150 164V165H149ZM238 164H240V160L238 161ZM34 165H36V166H34ZM43 165V166H42ZM82 165V166H81ZM100 165V166H99ZM133 165H134V169L132 168L133 167ZM137 165V166H136ZM143 165V166H142ZM144 165H145V167L146 168H144ZM214 167H213V166ZM46 166V167H45ZM92 166H94V167H92ZM100 168H99V167ZM104 166V167H103ZM120 166V167H119ZM129 168H128V167ZM130 166H132V167H130ZM141 166V167H140ZM216 166V167H217ZM54 167H56V168H54ZM57 167H58V169H57ZM60 167V168H59ZM79 169H78V168ZM84 167V168H83ZM88 167V168H87ZM115 167V168H114ZM118 167V168H117ZM127 169H130V170H125L126 168ZM137 167V168H136ZM13 168V167H12ZM11 168V169H12ZM30 168V169H29ZM54 168V169H53ZM72 168V169H71ZM77 168V169H76ZM106 168V169H105ZM107 168H111L112 169V171L110 170V171H108L109 169H107ZM139 168V169H138ZM213 168V169H212ZM35 169V170H34ZM57 170V172H56V170ZM97 169H101V170H107V172H109V175L111 176V181H112V183H114V184H112L111 183V185H110V187L108 188V189H101L100 191H101V193H100V191L98 190V191H94L93 190V192L90 190L89 191V189L87 188V186H88V184H84V182L85 183H88V181H89V175H91L93 172H96L97 171ZM114 169V170H113ZM115 169H117V170H115ZM148 169H150L149 171H151V169H152V171L149 173L148 172V174H147V171H148ZM40 170V171H39ZM53 170V171H52ZM75 170H76V172H75ZM81 172H80V171ZM84 172H83V171ZM89 170V171H88ZM124 170H125V172H124ZM166 170V169H165ZM59 171V172H58ZM68 171V172H67ZM98 171H100V170H98ZM120 171H122V172H120ZM127 171V172H126ZM140 171V173H138ZM141 171H142V173H141ZM48 172V173H47ZM51 172V173H50ZM64 172V173H63ZM129 172V173H128ZM162 172V173H161ZM171 172V173H170ZM67 173H69V174H76V175H78V177L76 178L77 180H75V181H73V185L72 184H68L67 183V180H65L66 179V177H68V176H70L69 174L67 175ZM81 173V174H80ZM84 175H83V174ZM128 173V174H127ZM135 173V174H134ZM144 173V174H143ZM154 173V172H153ZM167 173H168V175H167ZM58 174V175H57ZM120 174H121V176H120ZM123 174V175H122ZM126 174V175H125ZM130 174V175H129ZM151 174H152V176H151ZM164 174H165V176H164ZM49 175V176H48ZM52 175V176H51ZM80 175V176H79ZM140 175H142V178H141V180H140ZM146 175V176H145ZM15 176V175H14ZM14 176H12V175H10V176H7L6 178H5V180H3V181H5V182H3L2 183V186L0 185V204L1 203H5V202H11L10 204H13V208H15V210L14 211H16L17 212V209L19 210L18 212H17V214H15V215H17V216H19V221H16V219H15V221L16 222H18V223H16L15 221H12V227L14 228H16L17 230H18V232H21V233H23V234H27L28 233V223H30L31 221H34V220H31V219H27V215H25L26 213V207H27V209L29 208V206L30 205H36V204H34V203H37L36 201L35 202H33L35 199L34 198H32V196H31V199H30V201H26V200H21V197L19 198V196L20 195H18L17 193H20V190H21V186H23V185H19V183H18V180H16L15 178L16 177H14ZM88 176V177H87ZM136 176V177H135ZM154 176H155V179H154ZM158 176V177H157ZM59 177V178H58ZM124 177H126V179H124ZM128 177V178H127ZM129 177H130V181H129ZM152 177H153V179H152ZM163 177V178H162ZM165 177H167V178H165ZM8 178H9V181L11 182V187L15 190H13L11 187H10V185H9V189H11L12 191H11V193H9V194H11V195H8V196H10V200H9V197L8 196H6L7 198L5 199L4 197H3V195L1 194L2 192L4 193V190H5V186H7L8 184H10V182L8 181ZM87 178V179H86ZM139 178V179H138ZM150 179V180H146V179ZM156 178H159V179H162V180H159V179H156ZM165 178V179H164ZM218 178V177H217ZM215 179L214 178V180L213 179H211L210 181H211V183L214 181V182H216L217 180H219V179ZM52 179V180H51ZM59 179V180H58ZM61 179V180H60ZM118 179V180H117ZM128 179V180H127ZM164 179V180H163ZM14 180H16V181H14ZM49 180V181H48ZM83 180V181H82ZM114 180V181H113ZM123 180V181H122ZM128 181V183H127V181ZM132 180H133V182H132ZM136 180V181H135ZM144 180V181H143ZM173 181L172 183H174L175 185H176V190L173 188V189H168V190H170L171 192L170 193H167L166 195H164L165 196V199H166V203H168L169 205H168V207H167V209H166V212H167V216L165 215V218L168 220H166V227H168L167 228V232H166V234H165V237L163 238L162 237V240L163 241H161L160 242V239H159V242H157L155 245H156V247H155V245L154 244H151L149 247L147 246V247H144L145 248V250L144 249H142L141 251H138L137 250V248L136 247H132V248H130L129 246H125V244H123L122 242H120L119 240L117 241V237H116V234L118 235V230H119V228L120 227H122V229L121 230H123V228H124V230H125V232L127 233V232H129L130 231V228L135 224V221L136 220H134V219H138V218H136L137 216H136V214H137V212H139V209L140 208H143V207H145L146 205V201H149V200H153V198H155V196L157 195V191H158V187H160V186H165V185H167V184H169V186L170 185H172L171 184V182L170 181ZM194 180V179H193ZM193 180H192V182H193ZM8 181V182H7ZM79 183H78V182ZM87 181V182H86ZM116 181V182H115ZM126 181V182H125ZM138 181V182H137ZM143 181V182H142ZM146 181V182H145ZM152 181H156L155 182V185H154V188H152L153 186H151V184L153 185L154 183L152 182ZM159 181H163L162 183L161 182H159ZM34 182V183H33ZM59 182H62V183H59ZM152 182V183H151ZM16 183V184H15ZM54 185H53V184ZM56 183V184H55ZM63 183H64V186H63ZM81 183V184H80ZM83 183V184H82ZM127 185H125V184ZM135 183V184H134ZM145 183V184H144ZM148 183V184H147ZM159 183V184H158ZM194 183V182H193ZM197 183V182H196ZM195 183V185L197 186V184ZM6 184V185H5ZM13 184H14V187H13ZM59 184H61V185H59ZM68 184V185H67ZM124 184V185H123ZM131 184H132V186L133 187H135V185H136V187L138 186V188L139 189H137L139 192H137V190H136V192H134V193H136V196H133L134 194H132V196H133V198L131 197V194H130V196L128 195V193H127V190H128V192H129V188L130 189H132V186H131ZM134 184V185H133ZM161 184V185H160ZM181 184V185H180ZM238 185H235V187L236 186H238V187H236V188H239L240 187V184L239 183H237ZM4 185V186H3ZM18 185V186H17ZM28 185H29V183H28ZM43 185V186H42ZM49 185H51V187H52V185H53V188H51L50 190L48 189V188H50V186ZM78 185V186H77ZM113 185V186H112ZM122 185V186H121ZM141 185L143 186V187H141ZM150 185V186H149ZM160 185V186H159ZM182 185H184V186H182ZM189 185V184H188ZM47 186H49V187H47ZM67 186V187H66ZM70 186H72V187H70ZM84 186H85V189H83L84 188ZM121 186V187H120ZM126 186V187H125ZM128 186H129V188H128ZM146 186V187H145ZM149 188H148V187ZM192 186V185H191ZM196 186H193V187H196ZM2 187H3V189H2ZM5 187V188H4ZM8 187V186H7ZM33 187V188H34ZM155 187H157V188H155ZM165 187H167V186H165ZM182 189H181V188ZM188 187V188H187ZM234 187V188H235ZM242 187V186H241ZM18 188H20V189H18ZM76 188H78V189H76ZM124 188H125V190L126 191H123L124 190ZM184 188V189H183ZM192 188V187H191ZM56 189V190H55ZM68 189H69V191L70 190H74V191H76V192H78L77 194H78V197L79 198H82V199H79L78 197L75 199V201L73 202V203H71L70 205H68V203L67 204H62V205H60V203H59V201H58V199L59 200H61V198H62V195L66 192H68ZM76 189V190H75ZM80 189L82 190L81 192H80ZM87 189V190H86ZM135 189V188H134ZM144 189H145V191H144ZM152 189V190H151ZM154 189V190H153ZM157 189V190H156ZM188 189V190H187ZM240 189H243V188H240ZM3 190V191H2ZM18 190V191H17ZM49 190V191H48ZM66 190V191H65ZM86 192H85V191ZM110 190V191H109ZM121 190V191H120ZM141 190V191H140ZM178 190V191H177ZM200 190V191H199ZM236 190H239V189H236ZM236 190L234 191V193L236 194V196L237 195H239V193H240V191L237 193L236 192ZM9 191V190H8ZM13 191L15 192V193H13ZM37 191V190H36ZM39 192L40 191H42V190H38ZM55 191H57V192H55ZM65 191V192H64ZM134 191V190H133ZM155 191V192H154ZM160 191V190H159ZM158 191V192H159ZM174 191V192H173ZM181 191H183V192H181ZM194 191H195V197L193 196V193H194ZM212 191V192H211ZM253 191H256V189H254ZM17 192V193H16ZM64 192V193H63ZM91 192H92V194H91ZM97 192V193H96ZM113 192V193H112ZM125 192V193H124ZM143 192V193H142ZM181 192V193H180ZM193 192V193H192ZM200 194H199V193ZM207 192V193H206ZM80 193V194H79ZM103 193V194H102ZM124 195H123V194ZM138 193V194H137ZM141 193V194H140ZM176 195H175V194ZM183 193V194H182ZM186 193H187V196H186ZM189 193V194H188ZM191 193V194H190ZM234 193H233V195H234ZM241 193H243L242 191H241ZM111 196H110V195ZM122 194V195H121ZM139 194H140V196H139ZM170 194V195H169ZM174 194V195H173ZM118 195V196H117ZM137 195H138V197H137ZM154 195V196H153ZM217 195V194H216ZM254 195V194H253ZM252 195V196H253ZM36 196V195H35ZM35 196H33V197H35ZM57 196V197H56ZM97 196V197H96ZM121 197V198H123V200L127 203L126 204V206H125V209H123L122 211H120V213H119V209H117L116 207H115V205H113V204H111V202H112V200L114 199H112L111 197ZM124 196H126V197H124ZM151 196V197H150ZM175 196V197H174ZM186 196V197H185ZM193 196V197H192ZM235 196V195H234ZM252 196H251V198H252ZM255 196H256V198H255ZM15 197V198H14ZM135 197H136V199H135ZM201 197V198H200ZM221 197V196H220ZM220 197H218V198H220ZM260 197H262V196H258L257 194H255L254 196H253V198L252 199H250V202H251V200H254V198H255V203H252L253 205H254V208H253V211L251 210L252 209V207H253V205L252 204H250V202H249V204H248V210H247V214H251L250 215V219L249 218H247V217H245V219H247L248 221L249 220H251L250 222H249V225H250V223H251V226H253V228H254V226H255V228L258 226V224H259V226L255 229V232H256V230H257V232L259 231L260 233H262V236H260V240L259 241H256V244H255V249H256V251L253 253L254 255H259V254H261V255H264V216H263V212H264V201H262V203H260L259 201H260V199L262 200V198H260ZM16 199L17 198V200H15L14 201V199ZM40 198V197H39ZM38 198V199H39ZM125 198H127V199H125ZM151 198V199H150ZM171 200H170V199ZM176 198V199H175ZM192 198H195V200L194 199H192ZM223 198V197H222ZM258 198H260V199H258ZM33 199V201H31ZM78 199V200H77ZM95 199H96V202H95ZM104 199V200H103ZM109 199V200H108ZM112 199V200H111ZM133 199H135V201L133 200ZM138 199V200H137ZM143 199V200H142ZM146 199H148V200H146ZM168 199V200H167ZM175 199V200H174ZM188 199H189V201H188ZM190 199L192 200V204H191V202H190ZM258 199V200H257ZM28 200V199H27ZM87 202H86V201ZM137 200V201H136ZM184 200V201H183ZM187 202H186V201ZM38 201V200H37ZM40 201V203L41 202H43L42 200H39ZM38 201V202H39ZM77 201H78V203H77ZM98 201V202H97ZM130 201V202H129ZM145 201V202H144ZM165 201V200H164ZM195 201V202H194ZM221 201H222V199H221ZM17 204H16V203ZM33 202V203H32ZM57 202V203H56ZM85 202V203H84ZM92 202V203H91ZM107 202V203H106ZM109 202V203H108ZM137 202V203H136ZM22 203V204H21ZM32 203V204H31ZM84 203V204H83ZM89 203V204H88ZM92 205H91V204ZM97 203V204H96ZM103 203H104V205H103ZM136 203V204H135ZM195 203V204H194ZM197 203V204H196ZM222 203V202H221ZM257 203V204H256ZM258 203H259V206H258ZM9 204V203H8ZM27 204V205H26ZM78 204V205H77ZM80 204V205H79ZM99 204H100V206H102V207H99L98 208V206H99ZM102 204V205H101ZM140 204H142V205H140ZM143 204H144V206H143ZM173 204V205H172ZM189 204V205H188ZM190 204L192 205V206H190ZM18 205V206H17ZM38 205V204H37ZM58 205H60V206H58ZM66 205V206H65ZM73 205V206H72ZM75 205H76V207H75ZM82 205H84V206H82ZM175 205V206H174ZM257 205V206H256ZM263 205V206H262ZM23 206V207H22ZM32 206H30V207H32ZM69 206V207H68ZM72 206V207H71ZM82 206V207H81ZM90 206V207H89ZM97 206V207H96ZM113 206L116 208H114L113 209ZM129 206V207H128ZM132 206V207H131ZM138 206V207H137ZM193 206H194V208H193ZM250 206H251V211L249 212V208H250ZM53 207V208H52ZM55 207V208H54ZM86 207V208H85ZM127 207V208H126ZM134 207V208H133ZM174 207V208H173ZM190 207V208H189ZM199 207V208H198ZM201 207V208H200ZM210 207V208H209ZM213 207V208H212ZM262 207V208H261ZM23 208V209H22ZM71 208V209H70ZM74 208V209H73ZM89 208V209H88ZM100 208L102 209L103 208V210H102V212L100 211ZM132 208V209H131ZM196 208V209H195ZM209 208V209H208ZM53 209H55L56 210V213L54 212V215L55 216H53V213H51L52 212V210ZM61 209H62V211H61ZM133 209H135V210H133ZM194 211V213L196 214V219H198L197 220V222L195 223V221H193V218H192V210ZM21 210H22V212H21ZM97 210H99V212L97 211ZM115 210H117L116 212H115ZM130 212H129V211ZM172 210V211H171ZM185 210V211H184ZM208 212H207V211ZM256 210V211H255ZM49 211H50V213H49ZM69 211V212H68ZM75 211V212H74ZM97 211V212H96ZM104 211V212H105ZM113 211H114V213H113ZM175 211V212H174ZM181 211V212H180ZM190 211V213H188ZM15 212V213H16ZM72 212H73V215H72ZM109 212V213H108ZM118 212V213H117ZM133 212V213H132ZM165 212V213H166ZM20 213H21V216H23L24 217V215H25V217H26V219H25V217L24 218H22L21 216H20ZM22 213H24V214H22ZM123 213V214H122ZM127 213V214H126ZM181 213V214H180ZM187 213V214H186ZM193 213V214H194ZM200 213V214H199ZM223 213V212H222ZM246 213V212H245ZM253 213V214H252ZM70 214V215H69ZM113 214V215H112ZM116 214V215H115ZM129 214V215H128ZM135 214V215H134ZM173 214V215H172ZM189 214H191V215H189ZM195 214H194V216H195ZM206 214V215H205ZM213 214V215H212ZM216 214V213H215ZM220 214V213H219ZM218 214V215H219ZM260 214V215H259ZM93 215V214H92ZM93 215V216H94ZM103 215H104V213H103ZM109 215V216H108ZM118 215V216H117ZM126 215V216H125ZM128 215V216H127ZM132 215V216H131ZM222 215V214H221ZM221 215H220V217H221ZM227 215H228V213H227ZM245 215V214H244ZM210 216H212V218L210 217ZM214 216V217H213ZM245 216H248V215H245ZM50 217H51V219H50ZM67 217H68V219H67ZM109 217V218H108ZM117 217V218H116ZM123 217V219H121V218ZM129 219V217H130V219L131 220H128L127 218ZM131 217H133V219L131 218ZM164 217V216H163ZM222 217H223V215H222ZM28 218H30V217H28ZM119 218V219H118ZM253 218V219H252ZM49 219V220H48ZM127 221H129V222H127ZM162 219H164V218H162ZM200 219V220H199ZM21 220H24V221H21ZM30 220V221H29ZM46 220H48V221H46ZM106 220V221H105ZM123 220V221H122ZM165 220V219H164ZM225 220H226V215H225ZM28 221V222H27ZM46 221V225H45V227H44V222ZM101 221V222H100ZM115 221V222H114ZM126 221V224L124 223ZM193 221V223H189V222H192ZM204 221V222H203ZM208 221V222H207ZM246 221V220H245ZM260 221V222H259ZM22 224H21V223ZM57 222V223H56ZM108 222V223H107ZM131 222V223H130ZM133 222H134V224H133ZM137 222V221H136ZM177 222V223H176ZM99 223V224H98ZM103 223V224H102ZM107 223V224H106ZM114 223V224H113ZM130 223V224H129ZM195 223V224H194ZM226 223V222H225ZM261 223V224H260ZM25 224V225H24ZM100 224H101V226H100ZM106 224V225H105ZM110 224H112V225H110ZM122 226H121V225ZM128 224H129V226H128ZM189 224V225H188ZM199 224V225H198ZM213 224V223H212ZM21 225V226H20ZM28 225V226H27ZM126 226V227H124V226ZM170 225V226H169ZM172 225V226H171ZM175 225V226H174ZM193 225V226H192ZM194 225H196V227L194 226ZM206 225H207V227H206ZM23 226V227H22ZM94 226V227H93ZM101 228H100V227ZM106 226V227H105ZM205 226V227H204ZM208 226H209V228H208ZM219 226V227H218ZM222 226H223V228H222ZM46 227H48V228H46ZM114 227V228H113ZM200 227H202V228H200ZM44 228V229H43ZM90 228V229H89ZM94 228V229H93ZM116 228V229H115ZM185 228V229H184ZM228 228V229H227ZM15 229V230H16ZM51 229H53V228H51ZM88 229V230H87ZM99 229V230H98ZM115 229V230H114ZM118 229V230H117ZM176 229L178 230V232L176 231ZM179 229H181V230H179ZM208 230V231H205V230ZM226 229H227V231H226ZM17 230H16V232H17ZM27 230V231H26ZM79 230V231H78ZM91 230V231H90ZM98 230V231H97ZM114 230V231H113ZM123 230V231H124ZM127 230H129V231H127ZM12 231H14V229H12ZM53 231H58L57 229H56V227L54 228V230H51L50 231V233L48 232V233H44V234H46V236H45V238L47 237V235H49V234H51V233H53ZM78 231V232H77ZM87 231V232H86ZM96 231V232H95ZM173 231V232H172ZM176 231V232H175ZM5 232V231H4ZM40 232L38 233V234H40ZM77 232V233H76ZM93 232V233H92ZM117 232V233H116ZM171 232V233H170ZM180 232V233H179ZM205 232V233H204ZM227 232V233H226ZM256 232V233H257ZM1 233V235H0V241H1V243H3V240H4V238H6V236L5 235H3L4 233L3 232H0ZM58 233V232H57ZM56 232L55 233H53V235H55V234H57ZM59 233H60V231H59ZM58 233V234H59ZM83 233V234H82ZM114 233V234H113ZM167 233H169L168 235L170 236H168L167 235ZM176 233V234H175ZM37 234V233H36ZM37 234V236H39ZM43 234V233H42ZM78 234V235H77ZM93 234V235H92ZM178 234V235H177ZM189 234H191L190 236H189ZM227 234V237H225V235ZM60 236H61V233L59 234ZM73 235H75V236H73ZM180 235V236H179ZM231 235V236H230ZM4 236V237H3ZM27 236V235H26ZM40 236H41V234H40ZM43 236V235H42ZM42 236H41V238L40 239H42ZM43 236V237H44ZM56 236H58V235H56ZM111 238H110V237ZM178 238H177V237ZM241 236H242V234H241ZM182 237V238H181ZM193 237V238H192ZM205 237V238H204ZM58 238V237H57ZM72 238V239H71ZM77 238V239H76ZM109 238V239H108ZM186 238V239H185ZM188 238V239H187ZM195 238V239H194ZM262 238V239H261ZM173 241H172V240ZM198 239V240H197ZM200 239V240H199ZM47 240V239H46ZM110 240V241H109ZM180 240V241H179ZM188 240H190V241H188ZM205 242H204V241ZM257 240V239H256ZM45 241V240H44ZM111 242L112 244H110L109 242ZM113 241V242H112ZM167 241V242H166ZM169 241H171V242H169ZM193 241V242H192ZM197 241V242H196ZM200 241V242H199ZM225 241V242H226ZM79 242H81V243H79ZM84 242V243H83ZM164 244H163V243ZM191 242V243H190ZM229 242V243H230ZM108 243H109V245H108ZM122 243V244H121ZM162 243V244H161ZM196 243V244H195ZM201 243V244H200ZM203 243V244H202ZM4 244V243H3ZM84 244V245H83ZM119 244V245H118ZM160 244V245H159ZM173 244V245H172ZM191 244V245H190ZM111 245H114V246H112L111 247ZM118 245V246H117ZM122 245V246H121ZM127 245V244H126ZM180 245V246H179ZM77 246V247H78ZM84 246V248H82ZM106 246V247H105ZM110 248H109V247ZM153 248H152V247ZM160 246V247H159ZM170 248H169V247ZM183 248H182V247ZM204 246V247H203ZM114 247V248H113ZM129 247V248H128ZM172 247V248H171ZM176 247V248H175ZM180 247V248H179ZM203 247V248H202ZM109 248V249H108ZM119 248V249H118ZM121 248V249H120ZM125 248V249H124ZM168 248V249H167ZM201 248V249H200ZM209 248H210V250H209ZM213 248H215V249H213ZM37 249H38V247L36 246L35 247V249H34V255H35V253H37L36 251H37ZM82 249V250H81ZM86 249V250H85ZM108 249V250H107ZM115 251H114V250ZM129 249V250H128ZM135 249V250H134ZM140 249V248H139ZM164 249V250H163ZM173 249V250H172ZM178 249V250H177ZM203 249V250H202ZM36 250V251H35ZM69 250H71V249H68V252H69ZM120 250H121V252L122 251H124V252H126V250H127V252L129 253V254H127L126 255V253H124V252H120ZM130 250H131V252H130ZM148 250H150V251H148ZM166 250V251H165ZM198 250V251H197ZM205 250H208V251H205ZM212 250V251H211ZM214 250V251H213ZM78 251V252H77ZM99 251V252H98ZM100 251H102V252H100ZM107 251V252H106ZM111 251V252H110ZM147 251V252H146ZM169 251H172L171 253H169ZM202 251V252H201ZM218 251V250H217ZM259 251V252H258ZM262 251V252H261ZM113 252H115V253H113ZM118 252V253H117ZM122 254H120V253ZM142 252V253H141ZM167 254H166V253ZM196 252H197V254H196ZM199 252V253H198ZM207 252V253H206ZM210 252V253H209ZM107 253H109V254H107ZM125 255H124V254ZM135 253V254H134ZM150 253V254H149ZM179 253V254H178ZM99 254V255H98ZM105 254V255H104ZM107 254V255H106ZM131 254V255H130ZM141 254H143V255H141ZM146 254V255H145ZM161 254H162V257H161ZM178 254V255H177ZM207 254V255H206ZM36 255H38V253L36 254ZM73 255V256H72ZM82 255V256H81ZM109 255V256H108ZM112 255V256H111ZM141 255V256H140ZM173 255V256H172ZM177 255V256H176ZM193 255V256H192ZM69 256V257H68ZM102 258H101V257ZM144 256H145V258H144ZM170 256V257H169ZM189 256V257H188ZM201 256V257H200ZM208 256V257H207ZM63 257V258H62ZM75 257H77V258H75ZM106 257V258H105ZM111 257V258H110ZM122 257H119L117 260H119L120 258L123 260V258ZM166 257V258H165ZM180 257V258H179ZM182 257V258H181ZM205 257V258H204ZM58 258V259H57ZM69 258V259H68ZM79 258V259H78ZM99 258V259H98ZM101 258V259H100ZM160 258H161V263H160V261H158V259L160 260ZM176 258V259H175ZM189 258V259H188ZM202 258V259H201ZM120 259V260H121ZM164 259V260H163ZM166 259V260H165ZM169 259V260H168ZM178 259H180V260H178ZM191 259V260H190ZM73 260V261H72ZM76 260V261H75ZM84 260V261H83ZM102 260V261H101ZM117 261V262H121V261ZM125 260H126V258H125ZM186 260V261H185ZM99 261V262H98ZM101 261V262H100ZM108 261V262H107ZM110 261V262H111ZM114 261V262H113ZM124 261V260H123ZM135 263H134V262ZM139 261V262H138ZM158 261V262H157ZM206 261V262H207ZM88 262V263H87ZM106 262V263H105ZM156 262V263H155ZM169 262V263H168ZM109 264H111V263H109Z\"/></svg>", "mask_w": 264, "mask_h": 264}, {"label": "bare ground", "instance_id": "2", "mask_svg": "<svg viewBox=\"0 0 264 264\" xmlns=\"http://www.w3.org/2000/svg\"><path fill=\"white\" fill-rule=\"evenodd\" d=\"M63 1V0H62ZM67 1V0H66ZM69 1V0H68ZM72 1V0H71ZM82 1V0H81ZM80 1V2H81ZM95 1V0H94ZM94 1H92L91 0V2H92V7H91V9L94 7V8H96V9H98L100 6H98V4H96V2H99V0H97L96 2H95V4H94ZM126 1V0H125ZM148 1V0H147ZM153 1H158V3L161 5V6H163L164 7V5L165 4H170V5H173V6H175V8H177V10H178V12H180L178 15H180V16H182L181 18L183 19L185 16L186 17H188L189 15L188 14H190V13H192L191 12V8H192V10H193V8H194V6H196L197 4L199 5V4H201V6H204V4L202 5V2L204 3L205 1V4L207 3V4H211L212 5V7L210 6V4H209V7H211L209 10H208V8H207V10H208V14H210V15H208V18H207V16H204V17H206L207 18V21H205V22H203V21H201V22H203L202 24H204V25H199V26H202V28H201V30H199L198 32H196V34L194 35V38L195 37H197V38H195L192 42H194V44L192 45V42H191V47H194L195 48V46H197V47H200V45L202 44V43H204V44H211V45H214V43H220V41L219 40H221V37L224 39V36L226 37V36H229V35H231V36H229V37H231V38H233L232 40H234V43H233V46H234V44L235 43H237V44H235V46H236V50H234V53H235V51H236V53L233 55H230V61L229 60H227V62H226V59H225V61H219V60H221L220 58H221V56H222V54L220 55V54H218L217 53V51L215 52V51H208L209 49L208 48H205V49H208L207 51H201V52H191L193 55L191 56V57H188L189 56V53H190V51H189V53H188V56L186 57L185 55H187V53L185 54V55H183L182 56V58H184V59H182L183 61H185L186 59H185V57L187 58V62L189 61H191L192 62V66H193V64H194V68L193 69H191L192 71H193V73L191 72V73H188V74H186L185 72V74H182V75H179L180 77L181 76H183V78L184 79H187L185 82H184V79H183V81H180V80H178V79H176V78H178L179 76H177V75H175L176 73L175 72H173L172 70H171V68L170 67H172V66H174L173 68H175V65H173V64H175V63H178V59L179 58H181V57H179L178 59L177 58H171V59H175L174 61L173 60H171L169 57V59L167 58V60H166V62L164 61V65L162 66V67H158V71H155V73H154V71L153 72H151V73H154L153 74V76H152V74L150 75V76H152V78H153V80H155L157 83H159V85H161L160 87H162V86H165V85H169L170 83H173L172 85H174L175 86V84H178L179 85V83H185V85H184V88H183V90L182 91H180L179 93H183L182 95L183 96H186L187 95V97L185 98H181L182 100L183 99H185V102H190L189 104H187V103H185L184 101H182V103H184V104H187V106L189 107V108H187V106H182L181 105V108H180V110L179 109H177V111H178V113H179V118L177 119V122H178V124H180V126H181V129H182V131H184V130H186L185 132H188V131H190V133L193 135V137H195L196 139H203V136L206 134V132L207 131H209L211 128H215V126H217L218 128H219V124H222V125H225L224 127H229V128H233V129H229V128H226V130L225 129H223L222 128V126L220 125V127L222 128V130H224L225 131V133H226V131H234L235 132V134H233V135H236L237 133H239L238 135V137L235 139V143L233 144V143H231L230 145H228V148L227 149H231V152L230 153H234V154H230V156L229 155H219L218 154V152H219V149L217 148L218 146H207L208 148V150L206 151L207 153L206 154H209L210 155V157L208 158V156H207V159H205L204 161H201L200 159L199 160H197L196 162H195V160L196 159H194L193 157H191V156H189L190 158H191V160L188 158H185L184 157V155L182 156V154H180V152H177L178 154H179V156H181V157H179V161L177 160V158H178V155H177V153L174 151V150H172V148L170 149V150H167L166 152L163 150L164 148V146L162 147L161 146V148H163L162 150H158L157 148V150L155 149V148H152V150H150L149 152H147V153H149V154H151L152 155V157H154L155 158V160H154V163L151 165V166H153L154 165V170L152 171V169H151V171H152V174H156V172H158V171H167V169L168 170H170V169H175V168H180V170L178 169V171L176 170H174V171H171L170 173H171V175L169 176L168 175V173H167V175L170 177V178H172L173 180H174V183H176V185H177V183H178V185H179V183L181 182H184V183H186V185L190 188V189H195V188H197V189H199L198 187H201L200 189H202V191H201V196H203V198H204V194H203V192L204 191H206L207 189V191H209V188L210 187H212L213 188V194H214V196H216V197H214V200H218L219 201V199H220V202H218V203H220V204H223V205H221V209H220V211H222V212H217V211H214V208L216 209L218 206H220L219 204L217 205V207H215V205L212 207L213 209V214H214V219L212 220L213 222V224L211 223V224H209V226L210 225H212V227H214V224L216 223L217 225H219V223H224V224H221V225H223V226H225V227H227V225H228V227L230 226V225H232L231 227L235 230L234 232H232V234H233V241H229L228 242V240L226 241V240H224V241H221V244L220 243H217L216 244V246L214 245L213 247H215L216 248V250H215V253H217L216 255L215 254H210L209 256H210V258L208 259V261L206 262L205 261V263L203 262V264H264V255H261V254H259V255H254L253 253L256 251V247H255V244H256V241H259L260 240V236H262V233H260L259 231L257 232V230H256V232H255V229L259 226V224H258V226L255 228V226H254V228H253V226H251V223H250V225H249V222L251 221V220H247V219H245V217H247V218H249L250 219V215L249 214H247L248 212H247V208L249 207L248 206V204H249V202H250V199H252L253 198V196L255 195V194H257L258 196H262V197H260V198H262V200L260 199V198H258V199H260V203H262V201H264V36L262 37V35H264V0H255V1H251L250 3H251V5L253 6L254 4L255 5H257L256 6V8H257V10L255 11V6H251V8L250 9H252V8H255L254 10L252 9V11H255V12H252L251 10L249 11V12H247L248 10H245V9H241V7L242 6H247L248 7V5H250V3H249V0L248 1H246V0H205V1H202L201 2V0H153ZM198 1V2H197ZM46 2V3H45ZM84 0H83V3H82V5H84ZM87 2V1H86ZM138 2V1H137ZM146 2V1H145ZM156 2H153V3H155V5L157 6L158 4H156ZM252 2H254V3H252ZM0 3H1V5H3V6H1L0 5V9H2L0 12V19H2L1 20V24L2 25H4V27H2V25L0 24V30H3L5 33L7 32V34H4V32L3 31H0V32H2V33H0V35L1 34H4L3 35V37L5 36H8V34L10 35V37H11V39H13L14 40V51L13 52H11L12 53V55L10 56L9 55V57H11L12 59H13V57H14V60L13 61H11L12 63H11V65L8 67V69H9V71L11 70L12 71V73L11 74H14V76L12 75V78H14V77H16L18 80H16L18 83H21L22 85H24L25 87H27L26 89L30 92V94L32 95V97L34 96V97H37V98H43L44 100H47L48 102L49 101H54V102H57L55 99H57L58 101H61V99H64V98H66V95H69V94H71L72 92H73V90H75V88L77 87V83H75L74 81H76L77 79H78V81L80 80L81 81V79H83V80H88V76H90V75H88L89 73H86L87 71H90V70H88L87 69V71L84 73V69H82L81 70V68H84L81 64H84L82 61L80 62V58L82 57L81 55H83L85 52H87V50H89V49H87L86 51H85V49L86 48H78L79 50H77L76 48V51H78L77 53H75V52H73L72 53V55H71V59L69 60V61H64L63 60V58L61 57V47H58L57 46V44L56 45H53V46H51L50 47V40L48 41V36H49V34L46 32V31H41V29L43 30V28H41L40 29V27H45V25H47L46 27H48L50 24V28L52 27V25L55 27L56 26V24L58 23V21L61 19H59L58 21H56V17L57 16H59L61 13H63L62 12V9L64 10V6H62L63 5V2H61L60 3V1L59 0H1L0 1ZM26 3H27V5L29 4V8L27 9V10H23L22 8H21V5H23V4H25L26 5ZM44 3L46 4V5H48L50 8L52 7V8H54L53 10L55 11V9H56V13H58V15L54 18V17H51L50 16V13L48 14L47 13V11L45 10L46 9V7H44L43 5H44ZM48 3V4H47ZM65 3H70V2H65ZM64 3V4H65ZM74 3V2H73ZM81 3H79V4H81ZM88 3H90V1L88 0ZM138 3H140V2H138ZM152 3V2H151ZM75 4H77V3H75ZM117 4V3H116ZM145 4V3H144ZM148 4V3H147ZM52 5V6H51ZM89 5H91V4H89ZM89 5H87V3H85V5H84V8H86L85 6H88L89 7V11H90V6ZM102 5V4H101ZM135 5V4H134ZM39 6H43L44 7V10H43V8H41V7H39ZM67 6V5H66ZM80 7H81V5H79ZM79 6H77V8L79 7ZM107 6H109V5H107ZM141 7H142V5H140ZM153 6V5H152ZM200 6V5H199ZM3 7V8H2ZM69 7V6H68ZM104 7H105V5H104ZM114 7V6H113ZM135 7H137V6H135ZM141 7H140V9H141ZM146 7V6H145ZM159 7V6H158ZM165 7H168V6H166L165 5ZM197 7V6H196ZM206 7V6H205ZM208 7V6H207ZM247 7H246V9H247ZM48 8V7H47ZM50 8H49V10H50ZM66 8V7H65ZM70 8H72V7H70ZM93 8V9H94ZM116 8V7H115ZM119 8H121V7H119ZM170 8V7H169ZM243 8V7H242ZM80 10L82 9L83 10V7H81V8H79ZM87 9V8H86ZM96 9H94L95 10V14H96V11H98V10H96ZM116 9H118V8H116ZM115 9V10H116ZM128 9V8H127ZM157 9V8H156ZM174 9V8H173ZM48 10V9H47ZM71 10V9H70ZM74 10V9H73ZM78 10V9H77ZM77 10H75V12L77 11ZM85 10V9H84ZM84 10H83V14H84ZM106 10H107V8H106ZM109 10V9H108ZM107 10V11H108ZM131 10V9H130ZM129 9H128V12L130 11ZM144 10V9H143ZM146 10V9H145ZM161 10V9H160ZM244 10H245V12H244ZM51 11H52V9H51ZM66 11H68V10H66ZM65 11V13H67ZM102 11V10H101ZM107 11H106V13H107ZM117 11V10H116ZM127 11V10H126ZM126 11H125V16H126ZM153 11V10H152ZM53 12V11H52ZM54 12V13H55ZM74 12V11H73ZM74 12V13H75ZM82 12V11H81ZM88 12V11H87ZM93 12V11H92ZM109 12V11H108ZM113 12V11H112ZM112 12H110V13H112ZM138 12H140V11H138ZM149 12V11H148ZM151 12V11H150ZM159 12V10L158 11H154V12H152V13H154V15L156 16V14L158 15V14H160V13H158ZM175 12V11H174ZM182 12H184V13H182ZM207 12V11H206ZM244 12V14H242ZM69 13V12H68ZM73 13V14H74ZM79 13V12H78ZM85 13H86V11H85ZM89 13V12H88ZM87 13V14H88ZM94 13V12H93ZM122 13V12H121ZM249 13H250V15H251V18H252V14H253V18L252 19H249V17L246 19L245 17L244 18H241L240 17V19L239 18H236L237 17V15H241L242 14V16H244V15H249ZM64 14V13H63ZM62 14V15H63ZM82 14V15H83ZM98 14V13H97ZM114 14H115V12H114ZM144 14V13H143ZM61 15V16H62ZM66 15V14H65ZM65 15L63 16V20H64V17H65ZM81 15V14H80ZM103 15V14H102ZM109 15V14H108ZM153 15V14H152ZM191 15V14H190ZM60 16V17H61ZM68 16V15H67ZM71 16V15H70ZM78 16L79 15H77V18H78ZM87 17L86 16V14L85 15H83V17ZM94 16V15H93ZM103 16H105V15H103ZM118 16H119V13H118ZM117 16V17H118ZM124 16V17H125ZM133 16H136V15H133ZM143 16V15H142ZM179 16V17H180ZM184 16V17H183ZM236 16V17H235ZM112 17V16H111ZM127 17V16H126ZM139 17H141V16H139ZM145 17V16H144ZM143 17V18H144ZM154 17V16H153ZM158 17V16H157ZM167 17V16H166ZM165 17V18H166ZM177 17V16H176ZM75 18L76 17H74V21H75ZM92 18V17H91ZM97 17H95V19H96ZM102 18V17H101ZM100 18V19H101ZM107 18V17H106ZM106 18H105V20H104V18H103V20L104 21H106ZM113 18V17H112ZM132 18V17H131ZM169 18V17H168ZM171 18V17H170ZM173 18H174V16H173ZM55 19V20H54ZM70 19V18H69ZM79 19V18H78ZM77 19V20H78ZM92 19H94V18H92ZM108 19V18H107ZM114 19V18H113ZM116 19V18H115ZM156 18H154L153 20H155ZM202 19V18H201ZM3 20H6L5 21V23H8V24H4V23H2V22H4ZM82 20H83V18H82ZM81 20V21H82ZM118 20V19H117ZM119 20H120V18H119ZM143 20V19H142ZM161 20V19H160ZM173 20V19H172ZM172 20H171V22H172ZM8 21H10L11 22V24L8 22ZM100 21V20H99ZM109 21V20H108ZM107 21V22H108ZM111 21V20H110ZM116 21V20H115ZM114 20H113V22L112 23H114L115 22ZM132 21V20H131ZM158 21H159V19H158ZM178 21V20H177ZM189 21V20H188ZM188 21H186L185 20V18H184V20H181V22H177V24H175L174 22H173V24L174 25H176V26H178L179 24H180V26H178V28L179 27H181L182 25H185L186 24V22H188ZM198 21V20H197ZM200 21V20H199ZM67 22V21H66ZM84 22V21H83ZM119 21H117V23H118ZM127 22V21H126ZM130 22V21H129ZM137 22V21H136ZM140 22V21H139ZM138 22V23H139ZM147 22H148V20H147ZM176 22V21H175ZM72 23V22H71ZM123 23H125V22H123ZM183 23V24H182ZM199 23V22H198ZM59 24V23H58ZM75 24V23H74ZM89 24V23H88ZM102 25H103V22L101 23ZM108 24V23H107ZM115 24V23H114ZM122 24V23H121ZM145 24H147V23H145ZM165 24V23H164ZM163 24V25H164ZM182 24V25H181ZM188 24H189V22H188ZM201 24V23H200ZM5 25H7L6 27H5ZM9 25V26H8ZM42 25H44V26H42ZM76 25V24H75ZM81 25H83V24H81ZM80 25V26H81ZM90 25V24H89ZM104 25H106V24H104ZM117 25V24H116ZM126 25H127V23H126ZM158 25V24H157ZM166 25V24H165ZM169 25H170V23H169ZM190 26H191V23L189 24ZM65 26V25H64ZM63 26V27H64ZM69 26V25H68ZM109 26V25H108ZM119 26V25H118ZM123 26V25H122ZM171 26H172V24H171ZM175 26V27H176ZM186 26V25H185ZM197 26V25H196ZM72 27H73V25H72ZM75 27V26H74ZM93 27V26H92ZM112 27V26H111ZM149 27V26H148ZM163 27V31H164V29H166V28H164V26H162ZM184 27V26H183ZM2 28H6V30H4V29H2ZM49 28V27H48ZM56 28H57V26H56ZM85 28V27H84ZM96 28V27H95ZM98 28H100V27H98ZM115 28V27H114ZM121 28V27H120ZM127 28V27H126ZM156 28V27H155ZM182 28V27H181ZM197 28V27H196ZM53 29V28H52ZM64 29V28H63ZM68 29V28H67ZM74 29V28H73ZM101 29V28H100ZM103 29V28H102ZM110 29V28H109ZM123 29V28H122ZM169 28H167V31L168 32H172V31H170V29L168 30ZM185 29V28H184ZM195 29V28H194ZM199 29H200V27H199ZM113 30V29H112ZM124 30H125V28H124ZM129 30V29H128ZM172 30H173V28H172ZM176 30V29H175ZM182 30V29H181ZM196 30V29H195ZM62 31V30H61ZM79 31V30H78ZM82 31V30H81ZM80 31V32H81ZM86 31V30H85ZM84 31V32H85ZM90 31V30H89ZM106 31V30H105ZM123 31V30H122ZM162 31V33H167V31H165V32H163ZM177 31V30H176ZM176 31H175V33H176ZM43 32H46L48 35H47V38H46V36L44 35V33ZM64 31H62V33H63ZM68 32V31H67ZM103 32V31H102ZM111 32V31H110ZM127 32V31H126ZM160 32V31H159ZM193 32H195L194 30H193ZM74 33H75V31H74ZM103 33H105V32H103ZM108 33V32H107ZM115 33V32H114ZM117 33V32H116ZM115 33V34H116ZM120 33V32H119ZM151 33H152V31H151ZM150 33V34H151ZM161 33V34H162ZM165 33V35H167V34H169V33H167L166 34ZM174 33V32H173ZM183 33H184V31H183ZM225 33H226V35H225ZM227 33H229V34H227ZM61 34V33H60ZM93 34V33H92ZM97 34V33H96ZM123 34V33H122ZM128 34V33H127ZM153 34V33H152ZM157 33L155 32V35H156ZM160 34V33H159ZM171 34V33H170ZM191 34V33H190ZM69 35V34H68ZM112 35H113V33H112ZM120 35V34H119ZM140 35V34H139ZM148 35V34H147ZM158 35V34H157ZM175 35V34H174ZM185 35V34H184ZM250 35V36H249ZM50 36H51V34H50ZM57 36V35H56ZM87 36H90V34L89 35H87ZM105 36H108V35H106L105 34ZM132 36V35H131ZM151 36V35H150ZM169 36V35H168ZM179 36H181V35H179ZM249 36V37H248ZM258 36H261V37H259V38H257L256 39V37H258ZM9 37V38H10ZM68 37V36H67ZM80 37H82V36H80ZM98 37V36H97ZM97 37H95V38H97ZM104 37V36H103ZM111 37H113V36H111ZM110 37V38H111ZM117 37H119V36H117ZM116 37V38H117ZM121 37V36H120ZM153 37V36H152ZM185 37H186V35H185ZM248 37V38H247ZM254 37H255V40H253L254 39ZM21 38V39H20ZM62 38V37H61ZM87 38V37H86ZM101 38V37H100ZM99 38V39H100ZM115 38V39H116ZM132 38H133V36H132ZM151 38V37H150ZM158 38V37H157ZM165 38V37H164ZM168 38V37H167ZM171 38V37H170ZM173 38V37H172ZM227 38V37H226ZM231 38H227V39H230V41L231 42H233L232 40H231ZM0 39H1V36H0ZM6 39V38H5ZM53 39V38H52ZM67 39V38H66ZM105 39V38H104ZM103 39V40H104ZM109 39V38H108ZM114 39V38H113ZM118 39V38H117ZM121 39V38H120ZM154 39V38H153ZM162 39V38H161ZM187 39V38H186ZM222 39V40H223ZM226 39V40H227ZM12 40V41H13ZM55 40V39H54ZM88 40V39H87ZM94 40V39H93ZM102 40V41H103ZM111 40H112V38H111ZM110 40V41H111ZM122 40H123V38H122ZM152 40V39H151ZM164 40V39H163ZM178 40V39H177ZM190 40V39H189ZM192 40V39H191ZM190 40V41H191ZM2 39L0 40V44H2ZM11 41V40H10ZM76 41V40H75ZM77 41H78V39H77ZM91 41V40H90ZM89 41V42H90ZM105 41V40H104ZM108 41V40H107ZM113 41V40H112ZM143 41V40H142ZM150 41V40H149ZM155 41V40H154ZM174 41V40H173ZM176 41V40H175ZM56 42V41H55ZM68 42H70V41H68ZM119 42V41H118ZM120 42H121V40H120ZM185 42V41H184ZM183 42V43H184ZM214 42V43H213ZM228 42V41H227ZM13 43V42H12ZM64 41H63V45H64ZM79 43V42H78ZM96 43V42H95ZM95 43H94V45H95ZM104 43V42H103ZM132 42L130 41V42H128V41H124V42H121V46H123V50H125L124 48H126V49H129V51L128 52H130V51H133V49L132 48H135L136 47V45H134L135 47H132L131 49H130V45L129 44H131ZM157 43H160V42H157ZM166 43V42H165ZM179 43H180V41H179ZM187 43V42H186ZM185 43V44H186ZM189 43V42H188ZM213 43V44H212ZM223 43V42H222ZM5 44V43H4ZM11 44V43H10ZM52 44V43H51ZM59 44V43H58ZM100 44V43H99ZM133 44V43H132ZM131 44V45H132ZM182 44V43H181ZM196 44V45H195ZM80 45V44H79ZM78 45V46H79ZM87 45V44H86ZM106 45V44H105ZM145 45V44H144ZM175 45V44H174ZM210 45V46H211ZM218 45V44H217ZM1 46V45H0ZM6 45H4L3 46V49H5L4 51H6L7 49H6V47H5ZM10 46V45H9ZM12 46V45H11ZM65 46V45H64ZM69 46V45H68ZM98 46V45H97ZM97 46H95V47H97ZM103 46V45H102ZM114 46H115V43H114ZM133 46V45H132ZM153 46V45H152ZM189 46H190V44H189ZM220 46V45H219ZM72 47V46H71ZM91 47V46H90ZM99 47H101V46H99ZM98 47V48H99ZM105 47V46H104ZM112 47V46H111ZM120 47V46H119ZM118 47V48H119ZM149 47H150V45H149ZM162 47V46H161ZM174 47V46H173ZM182 47V46H181ZM185 47V46H184ZM190 47V48H191ZM196 47V48H197ZM1 48V50H2V46L0 47ZM7 48H8V46H7ZM10 48V47H9ZM8 48V49H9ZM115 48H116V46H115ZM117 48V49H118ZM121 48V47H120ZM144 48V47H143ZM180 48V47H179ZM212 48V47H211ZM231 48H235V47H231ZM230 48V49H231ZM65 49H66V46H65ZM64 49V50H65ZM83 49H84V52H83ZM91 49L92 48H90V51H91ZM103 49V48H102ZM114 49V48H113ZM116 49V50H117ZM201 49V48H200ZM62 50H63V48H62ZM74 50V49H73ZM97 50V49H96ZM100 50H101V48H100ZM141 50V49H140ZM194 50V49H193ZM196 50V49H195ZM203 50V49H202ZM222 50V49H221ZM4 51H2V52H4ZM10 51V50H9ZM104 50H102V52H103ZM107 51V50H106ZM111 51V50H110ZM118 51V50H117ZM117 51H116V53H117ZM126 51V50H125ZM160 51H162V50H160ZM197 51V50H196ZM225 51V50H224ZM82 52H83V54H82ZM102 52H101V54H102ZM105 52V51H104ZM107 52H109V49H108V51ZM112 52H113V50H112ZM134 53H128V55H127V53H126V56H129V55H132V54H134L135 56H137L138 54H135V53H137V52H139L138 51V49H137V51L135 52V50L133 51ZM147 52V51H146ZM152 52V51H151ZM154 52V51H153ZM166 52V51H165ZM218 52H219V50H218ZM223 52V51H222ZM64 53H65V51H64ZM66 53H67V51H66ZM121 53V52H120ZM148 53V52H147ZM147 53H145V54H147ZM172 53V52H171ZM191 53H190V55H191ZM224 53V52H223ZM228 53V52H227ZM226 53V54H227ZM6 54V53H5ZM81 54V55H80ZM89 54H91V53H89ZM88 54V55H89ZM113 54V53H112ZM140 54H141V52H140ZM144 54V55H145ZM149 54V53H148ZM215 54H217L216 56H215ZM84 55H86V54H84ZM109 55L110 54H108V56H107V58L109 57ZM121 55H123V54H121ZM150 55V54H149ZM166 55V54H165ZM215 56V59H217V61L215 60H213V59H211V56ZM1 56V55H0ZM92 56V55H91ZM98 56V55H97ZM124 56H125V54H124ZM133 56V55H132ZM141 56V55H140ZM173 56V55H172ZM171 56V57H172ZM212 56V57H213ZM219 56V57H218ZM224 56H225V54H224ZM232 56V57H231ZM234 56V57H233ZM3 57V56H2ZM8 57V56H7ZM87 57V56H86ZM89 57H90V55H89ZM104 57H105V55H104ZM111 57V56H110ZM118 58H119V53H118V56H117ZM138 57V56H137ZM137 57H134V59H136ZM143 57V56H142ZM177 57H178V55H177ZM6 58V57H5ZM66 58V57H65ZM103 58V57H102ZM131 58V57H130ZM139 58V57H138ZM214 58V57H213ZM222 58H223V56H222ZM225 58V57H224ZM11 59V60H12ZM80 59V60H79ZM98 59V58H97ZM104 59V58H103ZM106 59V58H105ZM143 59V58H142ZM145 59V58H144ZM165 59V58H164ZM229 59V58H228ZM63 60V61H62ZM82 60H84V59H82ZM107 60V59H106ZM119 60V59H118ZM124 60V59H123ZM169 60V61H168ZM177 60V61H176ZM213 60V61H212ZM99 61V60H98ZM116 61H117V59H116ZM180 61H181V59H180ZM64 62H66V63H64ZM91 62V61H90ZM97 62V61H96ZM101 62V61H100ZM102 62H104V61H102ZM113 61H111V63H112ZM115 62V61H114ZM119 62V61H118ZM121 62V61H120ZM160 62H161V60H160ZM163 62V61H162ZM162 62H161V64H162ZM225 62V63H224ZM0 63H2V62H0ZM92 63V62H91ZM124 63V62H123ZM128 63V62H127ZM184 63V62H183ZM90 64V63H89ZM94 64H95V62H94ZM118 64V66H119V64L120 63H117ZM126 64V63H125ZM179 64H182V63H180L179 62ZM191 64V63H190ZM86 65V63L84 64V66ZM102 65V64H101ZM110 65H112V64H110ZM158 65V64H157ZM160 65V64H159ZM185 65H188V64H185ZM212 65L214 66L215 65V68L216 69H213V67H212ZM87 66H89L88 65V62H87ZM91 66H93V65H91ZM97 66V64L95 65V67ZM123 65L122 64H120V67H122ZM183 66V65H182ZM98 67V66H97ZM96 67V68H97ZM101 66H99V68H100ZM102 67H103V65H102ZM170 68V70H169V68ZM180 67V66H179ZM186 67V66H185ZM62 68H65L66 69V73L64 74L63 73V69ZM88 68H90V66L88 67ZM108 68L109 67H107V70H108ZM172 68V69H173ZM180 68H182V67H180ZM212 68V69H211ZM2 69V68H1ZM7 69V70H8ZM52 69H54V70H52ZM55 69L57 70L56 72H55ZM60 71H62V74H60V72H59V70ZM62 69V70H61ZM86 69V68H85ZM94 69V68H93ZM102 69V68H101ZM111 69H112V67H111ZM115 69V68H114ZM155 69V68H154ZM157 69V68H156ZM178 69V68H177ZM176 68H175V70L177 71V72H179V70H177ZM52 70V72H55V73H48V72H50ZM91 70H92V68H91ZM96 70H98V68L96 69ZM95 70V71H96ZM184 70V69H183ZM190 70V69H189ZM215 70H216V72H215ZM8 71V72H9ZM10 71V72H11ZM94 71V70H93ZM104 71V70H103ZM122 71V70H121ZM170 71H171V73H170ZM180 71H181V69H180ZM194 71L196 72V73H194ZM59 72V73H58ZM182 73H183V71H181ZM94 73V72H93ZM92 73V74H93ZM96 73V72H95ZM101 73V72H100ZM99 73V75L101 76V74ZM125 73H126V71H125ZM180 73V72H179ZM2 74V73H1ZM85 74V75H84ZM107 74V73H106ZM110 74L111 73H109V77H110ZM102 75H103V73H102ZM147 75H149V74H147ZM113 76H116V74L115 75H113ZM112 75H111V77H113ZM93 77V76H92ZM110 77V78H111ZM99 78V77H98ZM105 78V77H104ZM4 79H5V77H4ZM8 79V78H7ZM11 79V78H10ZM15 79V78H14ZM72 79H75V80H73V81H71ZM113 79V78H112ZM137 79V78H136ZM93 80V79H92ZM97 80V79H96ZM103 80H105V79H103ZM145 80V79H144ZM147 81H149V79L147 78L146 79ZM152 80V79H151ZM14 81V80H13ZM85 81V84H87V82ZM112 81V80H111ZM134 81V80H133ZM176 81L178 82V83H176ZM73 82V83H72ZM91 82V81H90ZM95 82V81H94ZM93 82V83H94ZM136 82V81H135ZM138 82V81H137ZM146 82V81H145ZM68 83V84H67ZM72 83V84H71ZM81 84H83V82H80ZM100 83V81H98V84ZM105 83V82H104ZM141 83V82H140ZM143 83V82H142ZM151 83V82H150ZM183 83V84H184ZM91 84V83H90ZM102 84V83H101ZM147 84V83H146ZM152 84V83H151ZM155 84V83H154ZM183 84H181V85H183ZM2 85V84H1ZM89 85V84H88ZM108 85V84H107ZM137 85H139V84H137ZM141 85V84H140ZM148 85V84H147ZM147 85L145 86V88L146 89H149V88H147ZM177 85V86H178ZM5 86V85H4ZM11 86V85H10ZM100 86V85H99ZM106 86V85H105ZM129 86V85H128ZM149 86V85H148ZM156 86V85H155ZM173 86V87H174ZM180 86V85H179ZM24 87V88H25ZM64 87V88H63ZM82 87V86H81ZM85 87H88V86H85ZM95 87V86H94ZM101 87H102V85H101ZM107 87V86H106ZM125 87V86H124ZM123 87V88H124ZM127 87V86H126ZM125 87V88H126ZM131 87H133V86H131ZM135 87V86H134ZM129 88L128 90H127V88H126V90H127V93H126V95H128L129 93H131V95H132V93L133 92H136V88L138 87V86H136L135 88ZM167 87V86H166ZM172 86H170V88H171ZM4 88V87H3ZM62 88V91L60 90ZM79 88V87H78ZM105 88V87H104ZM144 88V89H145ZM154 88V87H153ZM157 89H158V87H156ZM170 88H168L167 87V90H169ZM179 88V87H178ZM177 88V89H178ZM6 89V88H5ZM4 89V90H5ZM10 89V88H9ZM77 89V88H76ZM82 89V88H81ZM97 89V88H96ZM100 89V88H99ZM103 89V88H102ZM163 89H164V87H163ZM166 89V88H165ZM176 89V88H175ZM21 90V89H20ZM98 90V89H97ZM125 90V91H126ZM131 90H132V92H131ZM139 89H137V91H138ZM151 90V89H150ZM152 90H154V89H152ZM160 90V89H159ZM172 90H173V88H172ZM3 91V90H2ZM6 92H7V90H5ZM82 91V90H81ZM101 91V90H100ZM99 91V92H100ZM123 91V90H122ZM141 91V90H140ZM147 91V90H146ZM163 91H165V90H163ZM171 91V90H170ZM178 91V90H177ZM6 92H5V94H6ZM93 92V91H92ZM112 92V91H111ZM139 92V91H138ZM138 92H136V94L138 93ZM161 92H162V90H161ZM14 92H12V94H13ZM19 93V92H18ZM25 93H26V91H25ZM74 93H75V91H74ZM77 93H78V91H77ZM83 93V92H82ZM88 93V92H87ZM122 93V92H121ZM120 93V94H121ZM143 93V92H142ZM156 93V92H155ZM163 93V92H162ZM170 93H172V92H170ZM178 93V92H177ZM176 93V94H177ZM73 94V93H72ZM80 94V93H79ZM94 94V93H93ZM97 94H98V92H97ZM102 94V93H101ZM101 94H99V95H101ZM106 94V93H105ZM151 94V93H150ZM149 94V95H150ZM175 94V93H174ZM0 95H2L3 96V94H0ZM14 95V94H13ZM77 95V94H76ZM82 95V94H81ZM80 95V96H81ZM85 95V94H84ZM87 95V94H86ZM111 95H113V93H111ZM134 95V94H133ZM148 95V94H147ZM147 95H146V97H147ZM157 95V94H156ZM163 95V94H162ZM171 95H173V94H171ZM180 95V94H179ZM20 96V95H19ZM97 96L98 95H96V94H94V96L92 97V94L90 95V97H86L87 98V103L88 102H92V101H94L95 100V102L96 101H98L99 102V98H97ZM124 96V95H123ZM129 96V95H128ZM128 96L127 97H125L126 99L125 100H130V99H128ZM136 96V95H135ZM155 96V95H154ZM165 96V95H164ZM21 97V96H20ZM24 97V96H23ZM31 97V96H30ZM33 97V98H34ZM68 97V96H67ZM77 97V96H76ZM100 97V96H99ZM101 97H103V96H101ZM142 97V96H141ZM166 97V96H165ZM180 97V96H179ZM188 97H190L189 99H188ZM1 98V97H0ZM69 98V97H68ZM89 98H95L94 100H90V101H88L89 100ZM96 98H97V100H96ZM113 98V97H112ZM116 98H117V96H116ZM135 98V97H134ZM140 98V97H139ZM151 98V97H150ZM154 98V99H153ZM42 99V100H43ZM67 99V98H66ZM74 99V98H73ZM73 99H72V101H73ZM77 99V98H76ZM136 99V98H135ZM138 99V98H137ZM149 99V98H148ZM153 99V100H152ZM170 99H171V97H170ZM174 99V98H173ZM191 99V101L194 99V101H195V104H194V102L193 103H191V101H189ZM36 100V99H35ZM41 100V101H42ZM71 100V99H70ZM102 100V98L100 99V101ZM103 100H105V98L103 99ZM115 100V99H114ZM124 99H122L121 101H123ZM144 100H145V97H144ZM153 101L152 103H156L157 104V97L155 98V97H152L151 99H149V100H146V102L147 101ZM154 100H156V101H154ZM166 100V99H165ZM169 100V99H168ZM2 101V100H1ZM18 101V100H17ZM116 101V100H115ZM133 101H134V99H133ZM142 101H143V99H142ZM174 101H175V99H174ZM4 102V101H3ZM46 102V101H45ZM67 102V101H66ZM70 103H71V101H69ZM77 102H78V100H77ZM76 102V103H77ZM94 102V103H95ZM117 102V101H116ZM124 102H126V101H124ZM129 102V101H128ZM137 102V101H136ZM181 102V101H180ZM1 103V102H0ZM8 103V102H7ZM14 103V102H13ZM18 103V102H17ZM34 103V102H33ZM36 103V102H35ZM50 103V102H49ZM53 103V102H52ZM58 103V102H57ZM62 103V102H61ZM73 103V102H72ZM74 103H75V101H74ZM73 103V104H74ZM108 103V102H107ZM110 103H112V102H110ZM135 103V102H134ZM143 103V102H142ZM172 103V102H171ZM179 103V102H178ZM10 104V103H9ZM16 103H14V104H12L13 106L15 105ZM27 104V103H26ZM51 104V103H50ZM64 104V103H63ZM79 104V103H78ZM84 104H86V103H84ZM92 104H93V102H92ZM99 104V103H98ZM106 104V103H105ZM122 104H124L123 102H122ZM137 104V103H136ZM147 104V103H146ZM164 104V107H165V103H163ZM168 104V103H167ZM173 104V103H172ZM172 104H170V105H172ZM176 104H177V102H176ZM190 104L192 105H194V106H190ZM5 105V104H4ZM21 105V104H20ZM33 105V104H32ZM43 105V104H42ZM46 105V104H45ZM58 105V104H57ZM61 105V104H60ZM75 105V104H74ZM87 105V104H86ZM91 105V103L88 105V106H90ZM95 105V104H94ZM101 105V104H100ZM111 105H113V104H111ZM125 105V104H124ZM141 105V104H140ZM145 105V104H144ZM169 105V104H168ZM169 105V106H170ZM70 106V105H69ZM88 106H87V108H88ZM92 106V105H91ZM105 106V105H104ZM121 106V105H120ZM156 106V105H155ZM158 107L157 108H159L160 106H161V103H160V106L159 105H157ZM57 107V106H56ZM59 107V106H58ZM76 107V106H75ZM74 107V108H75ZM84 107V106H83ZM94 107H96V106H94ZM99 106H97L96 108H98ZM106 107V106H105ZM108 107V106H107ZM106 107V108H107ZM122 107V106H121ZM124 107V106H123ZM177 107V106H176ZM184 107H186V108H184ZM3 108V107H2ZM22 108V107H21ZM24 108V107H23ZM66 108V107H65ZM104 108V107H103ZM105 108V109H106ZM113 108V107H112ZM137 108V107H136ZM138 108H140V107H138ZM142 108V107H141ZM150 108V107H149ZM167 108H169V107H167ZM178 108H179V106H178ZM69 109H70V107H69ZM71 109H72V107H71ZM84 109V108H83ZM91 109V108H90ZM100 109V108H99ZM110 109V108H109ZM162 109H163V106H162ZM170 109V108H169ZM173 110H175L174 109V107L172 108ZM198 109H200V112L198 111ZM20 110V109H19ZM50 110H52V108L50 109ZM74 110V109H73ZM77 110V109H76ZM78 110H79V108H78ZM93 110H94V108H93ZM114 110V109H113ZM142 110V109H141ZM160 110V109H159ZM158 110V111H159ZM59 111V110H58ZM62 111V110H61ZM60 111V112H61ZM69 111H71V110H69ZM82 112H83V110H81ZM86 111V110H85ZM88 111H89V108H88ZM94 111H97L96 109L94 110ZM93 111V112H94ZM111 111V110H110ZM140 111V110H139ZM161 111V110H160ZM176 111V110H175ZM199 113H198V112ZM100 112V111H99ZM98 112V113H99ZM109 112V111H108ZM163 112V111H162ZM174 112V111H173ZM196 113L197 114V116L196 117H194V115H193V117L191 116V114H193V113ZM206 112H210L212 115L213 114H215V116H213L212 118H211V116H208V117H205V116H203V114L204 113H206ZM64 113V112H63ZM75 113V112H74ZM73 113V114H74ZM97 113V114H98ZM114 113V112H113ZM158 113V112H157ZM165 113H166V111H165ZM169 113V112H168ZM171 113V112H170ZM194 113V114H195ZM6 114V113H5ZM15 114V113H14ZM61 114V113H60ZM80 114V113H79ZM100 114V113H99ZM146 114V113H145ZM150 114V113H149ZM163 114V113H162ZM173 114V113H172ZM38 115V114H37ZM52 115V114H51ZM81 115H82V113H81ZM101 115V114H100ZM121 115V114H120ZM140 115V114H139ZM151 115V114H150ZM164 115V114H163ZM169 115V114H168ZM210 115V114H209ZM3 116H6V115H3ZM20 116V115H19ZM93 116V115H92ZM111 116V115H110ZM110 116H108L109 118H110ZM113 116V115H112ZM132 116V115H131ZM145 116V115H144ZM144 116H143V118H144ZM176 116V115H175ZM10 117V116H9ZM17 117V116H16ZM39 117V116H38ZM54 117H56V115L54 116ZM63 117V116H62ZM94 117V116H93ZM96 117V116H95ZM94 117V118H95ZM98 117H99V115H98ZM102 117H103V115H102ZM114 117V116H113ZM117 117H119V116H117ZM121 117V116H120ZM141 117V116H140ZM162 117V116H161ZM170 117H172V115L170 116ZM36 118V117H35ZM40 118V117H39ZM49 118H52L51 116L49 117ZM59 118V117H58ZM152 118V117H151ZM166 118H168L167 117V113H166ZM165 118V119H166ZM1 119V118H0ZM21 119V118H20ZM25 119V118H24ZM61 119V118H60ZM99 119V118H98ZM98 119L96 118L95 120H97L98 121ZM102 119V118H101ZM139 119V118H138ZM161 119V118H160ZM2 120V119H1ZM13 120V119H12ZM26 120V119H25ZM30 119H28V121H29ZM32 120V119H31ZM33 120H34V117H33ZM33 120H32V122H31V125H32V123H33ZM36 120V119H35ZM50 120V119H49ZM57 121H58V119H56ZM95 120H93V121H95ZM146 120V119H145ZM144 120V121H145ZM150 120V119H149ZM162 120V119H161ZM174 120V119H173ZM4 121V120H3ZM10 121V120H9ZM14 121V120H13ZM52 121H54V119L52 120ZM96 121V122H97ZM104 121V120H103ZM105 121H106V119H105ZM134 121V120H133ZM141 121H142V119H141ZM148 121V120H147ZM1 122V121H0ZM10 122H12V121H10ZM10 122H9V128H10ZM20 122V121H19ZM35 122V121H34ZM140 122V121H139ZM164 122V121H163ZM172 122V121H171ZM3 123H5V122H3ZM13 123V122H12ZM37 123V122H36ZM44 123V122H43ZM46 123V122H45ZM50 123V122H49ZM51 123H53V122H51ZM101 123V122H100ZM137 123V122H136ZM142 123V122H141ZM149 123H151V121L149 122ZM168 123V122H167ZM176 123V122H175ZM6 124V123H5ZM14 125H17V123L15 124V123H13ZM29 124V123H28ZM48 124V123H47ZM46 124V125H47ZM95 124V123H94ZM99 124V123H98ZM108 124V123H107ZM130 124V123H129ZM146 124V123H145ZM174 124V123H173ZM177 124V125H178ZM13 125V127H12V125H11V127L13 128V129H9V130H14V131H11V133L12 132H14L15 133V131L17 132V131H19V129L16 127V126H14ZM27 125V124H26ZM25 125V126H26ZM30 125V124H29ZM34 125V124H33ZM49 125V124H48ZM96 125V124H95ZM110 125V124H109ZM134 125H135V123H134ZM162 125H164V124H162ZM5 126V125H4ZM22 126V125H21ZM44 126H45V124H44ZM147 126H149V124L147 125ZM6 127H7V125H6ZM23 127V126H22ZM29 127V126H28ZM31 127V130H32V126H30ZM57 127V126H56ZM108 127V126H107ZM144 127H146V126H144ZM217 127H216V129H217ZM2 128H3V126H2ZM1 128V129H2ZM5 128V127H4ZM106 128V127H105ZM124 128V127H123ZM162 128V127H161ZM209 128V130H206V129H208ZM6 129V128H5ZM23 131H24V129L23 128H21ZM49 130H47V134L46 135H48L47 136V138H46V145H48L49 146V144L53 141V139L55 138V136L57 135H55V128H53L52 127V125L48 128ZM171 129V128H170ZM176 129V128H175ZM228 129V130H227ZM21 130V131H22ZM104 130V129H103ZM123 130V129H122ZM169 130V129H168ZM206 130V131H205ZM212 130V129H211ZM210 130V131H211ZM214 130V129H213ZM4 131V130H3ZM6 131H7V129H6ZM33 131V130H32ZM111 131V130H110ZM118 131H121L120 129L118 130ZM172 131V130H171ZM178 131V130H177ZM182 131H180V132H182ZM204 131H205V133H204ZM209 131V132H210ZM223 131V132H224ZM230 131V132H231ZM236 131H237V133H236ZM8 132V131H7ZM10 132V131H9ZM107 132V131H106ZM124 132V131H123ZM169 132V131H168ZM176 132V131H175ZM179 132V131H178ZM202 132V134H200ZM212 132V131H211ZM24 133V132H23ZM108 133H109V130H108ZM118 133V132H117ZM127 133V132H126ZM172 132H170V134H171ZM208 133V132H207ZM215 133L216 132H213L211 135L212 136H210L209 137V140H210V138H214L215 137ZM222 133V132H221ZM16 134V133H15ZM25 134V133H24ZM112 134H114V133H112ZM169 134V136H171ZM179 134V133H178ZM177 134V135H178ZM190 134V136H192ZM220 133H219V131L216 133V136H218ZM21 135V134H20ZM30 135H31V133H30ZM35 135V134H34ZM78 135H80V134H78ZM106 135V134H105ZM108 135V134H107ZM115 135H118V134H115ZM168 135V134H167ZM166 135V136H167ZM207 135V134H206ZM8 136V135H7ZM6 136V137H7ZM16 136V135H15ZM17 136H18V134H17ZM16 136V137H17ZM61 136V135H60ZM77 136V135H76ZM124 136H126V135H124ZM166 136H165V138H166ZM182 136V135H181ZM232 136V135H231ZM4 137V136H3ZM3 137H2V139H3ZM9 137V136H8ZM12 137V136H11ZM22 137V136H21ZM32 137V136H31ZM33 137H35V136H33ZM78 137V136H77ZM83 137V136H82ZM86 137V136H85ZM118 137V136H117ZM123 137V136H122ZM121 136L117 139V140H115L116 138H115V136H114V138H113V140H112V143H110L108 146H107V148H106V151L107 152H105L106 153V155L104 156V161H105V163L108 165V166H111L110 164H112V162L114 163V162H116V161H122V162H124V161H128L129 163H131L130 161L131 160H133V161H135L136 163H137V159L138 158H140L141 156H142V154L144 155L145 153H141V151H142V148H141V146H139V144H138V146H137V142H135V140H134V142L136 143V145H135V143L132 145V146H127L125 143H126V141H128L129 139H125V138H127V137H124V138H122ZM134 137H135V135H134ZM162 137H163V135H162ZM172 138H169V139H171V140H175L176 139V137H174V134H173V136H171ZM178 137V136H177ZM183 137V136H182ZM225 137V136H224ZM228 137V136H227ZM18 138V137H17ZM16 138V139H17ZM26 138V137H25ZM28 138V137H27ZM80 138V137H79ZM128 138H130V137H128ZM137 138V137H136ZM140 138V137H139ZM184 138V137H183ZM188 138V137H187ZM207 138V137H206ZM217 138V137H216ZM219 138V137H218ZM223 138V137H222ZM1 139V140H2ZM7 139V138H6ZM10 139V138H9ZM20 139V138H19ZM30 139V138H29ZM39 139V138H38ZM78 139V138H77ZM141 139V138H140ZM144 139V138H143ZM179 139V138H178ZM234 139V138H233ZM232 139V140H233ZM56 140V139H55ZM72 140V139H71ZM107 140H108V138H107ZM110 140V139H109ZM177 140V139H176ZM181 140V139H180ZM208 140V139H207ZM219 140V139H218ZM221 140V139H220ZM237 140V141H236ZM5 141V140H4ZM27 141V140H26ZM31 141V140H30ZM39 141V140H38ZM37 141V142H38ZM45 141L43 142L44 144L43 145H45ZM62 141V140H61ZM76 141V140H75ZM106 141V140H105ZM130 142H131V139L129 140ZM170 141V140H169ZM169 141H168V143H169ZM184 141H186V140H184ZM7 142V141H6ZM10 142H11V140H10ZM35 142V141H34ZM60 142V141H59ZM172 142V141H171ZM173 142H175V141H173ZM172 142V143H173ZM203 142V141H202ZM201 142V143H202ZM213 142V141H212ZM230 142H232V141H230ZM3 143V142H2ZM56 143V142H55ZM98 143V142H97ZM133 143V142H132ZM131 143V144H132ZM176 143V142H175ZM182 143H183V140H182ZM186 143V142H185ZM207 143V142H206ZM218 143V142H217ZM39 144V143H38ZM52 144V143H51ZM54 144V143H53ZM58 144V143H57ZM80 144V143H79ZM130 144V145H131ZM145 144V143H144ZM149 144H151V143H149ZM169 144H171V143H169ZM177 144V143H176ZM176 144H174V145H171L172 147H174V148H177V147H175L176 146ZM187 144V143H186ZM211 144V143H210ZM215 144H216V142H215ZM220 144V143H219ZM218 144V145H219ZM233 144V145H232ZM41 145V144H40ZM64 145H66L65 143H64ZM91 145V144H90ZM141 145V144H140ZM160 145V144H159ZM168 145V144H167ZM178 145V144H177ZM198 145V144H197ZM8 146H9V144H8ZM53 146H55V145H53ZM88 146V145H87ZM104 146V145H103ZM143 146H145V145H143ZM147 146V145H146ZM145 146V147H146ZM149 146H151V145H149ZM193 146V145H192ZM203 146V145H202ZM229 146L231 147V148H229ZM19 147V146H18ZM32 147V146H31ZM35 147V146H34ZM45 147H47V146H45ZM50 148H51V145L49 146ZM57 147V146H56ZM76 147V146H75ZM78 147V146H77ZM80 147V146H79ZM99 147V146H98ZM156 147V146H155ZM160 147V146H159ZM167 147H169V146H167ZM166 146H165V148H167ZM198 147V146H197ZM204 147V146H203ZM202 147V148H203ZM220 147V146H219ZM37 148V147H36ZM41 148V147H40ZM57 148H59V146L57 147ZM82 147H80L79 148V150L81 149ZM86 148V147H85ZM101 148V147H100ZM196 148V147H195ZM201 148V149H202ZM206 148V147H205ZM204 148V149H205ZM4 149V148H3ZM8 149V148H7ZM21 149V148H20ZM39 149V148H38ZM43 149V148H42ZM55 149V148H54ZM75 149V148H74ZM144 149V148H143ZM148 149V148H147ZM153 149H155V150H153ZM11 150V149H10ZM51 150V149H50ZM56 150V149H55ZM62 151H63V149H61ZM66 150V149H65ZM87 150V149H86ZM183 150V149H182ZM203 150V149H202ZM201 150V151H202ZM224 150V149H223ZM34 151V150H33ZM48 151V150H47ZM58 151H59V149H58ZM68 151V150H67ZM77 151V150H76ZM87 151H89V150H87ZM86 151V152H87ZM148 151V150H147ZM200 151V150H199ZM246 153V151L249 153V154H244L245 156H243V154H240V153H244V152ZM4 152V156L3 157H1L0 158V185L2 186V183L3 182H5V181H3V180H5V178L7 177V176H10V175H12V176H14V177H16L15 179L16 180H18V183H19V185L21 184V185H23V186H21L20 188H21V190H20V193H17L18 195H20L19 196V198L21 197V200L23 201V200H26V201H30V199H31V196H32V198H34L35 200L33 201V199L31 200V201H33V202H37V203H34V204H36V205H30V206H32V207H30L29 206V208L27 209V207H26V214L25 215H27L28 217H30V218H28L27 217V219H31V220H34V221H31L30 223H28V233L25 235V234H23V233H21V232H18V230L14 227H12V221H15V219H16V221H19V216H17L18 214H17V212L19 211L18 209H17V212L16 211H14L15 210V208H13L14 206H13V204H10L11 202H3V203H1L0 204V232H3L4 234L3 235H5L6 236V238H4V240H3V243H1V241H0V264H53V262L55 261L54 260V258H56V256H59V255H66L67 253H71V254H73L76 250V248H78L79 249V247L81 246V244H80V246H78V243H77V245H71L72 243H71V240H68L67 241V237L68 236H70L69 234H72L74 231H76V229H78V228H81V229H79L80 231L82 230L83 231V229H84V226L86 225H89L90 224V226H91V224H93L94 225V222H97V221H99L100 220V218H103L102 219V221L104 220V216H107V215H105V213H106V211H105V209H108L109 208V206H110V203L108 204V205H104V203H103V205L106 207V208H104V211H103V213H104V215H103V213L101 214H98V215H100V218H99V216H95L94 215V209L96 210L97 208H91L90 206V209L89 210H84V211H80V212H76L75 213V215L70 219V220H66V222H64V223H60L59 221H57L59 224H56L55 225V227H56V229L58 230V231H53V233H59V231H60V233H61V236L57 233V234H55V235H53V233H51V234H49V235H47V237L45 238V236H46V234H44L45 232H46V230H42V231H44V232H40V234H41V236L43 235H45L44 237L42 236V239H40L41 238V236H40V234H38L39 232H38V230H40V228H41V226H42V221H44L45 220V218L47 219V216H46V214H48L47 212H46V204L47 203H50V204H52L51 202H49V200L50 201H52V202H55V199L53 198V197H51V198H49V199H47L48 197L47 196H50L51 194H52V192L54 191L53 189L55 188V185H54V188H53V185H52V187H51V185H49L50 186V188H48L49 190L51 189V188H53L52 190H48L49 192H47V191H45L46 189H45V187H39V188H35L34 186H35V184L33 185H30L31 184V181H29L30 179H32V178H30V170H28V168H27V166L25 167V165L24 164H19V165H16V166H11V167H9V169L5 166L6 164H13L14 163V165H15V161L16 160H14V157H15V155L14 154H11V153H9V152H6V151H3ZM32 152V151H31ZM40 152V151H39ZM49 152V151H48ZM60 152V151H59ZM58 152V153H59ZM101 152V151H100ZM146 152V151H145ZM182 152V151H181ZM188 152V151H187ZM186 152V153H187ZM193 152V151H192ZM1 153V152H0ZM38 153V152H37ZM53 153V152H52ZM61 153V152H60ZM79 153V152H78ZM94 153V152H93ZM183 153V152H182ZM30 154V153H29ZM67 154V153H66ZM70 154V153H69ZM154 154H156V156L154 155ZM236 154H238V155H242V157H240V156H238V155H236ZM36 155V154H35ZM58 155V154H57ZM57 155H55L54 157H58ZM68 155V154H67ZM85 155V154H84ZM91 155V154H90ZM148 155V154H147ZM146 155V156H147ZM150 155V156H151ZM205 155V154H204ZM235 155L238 157V158H235L234 159V157H235ZM32 156V155H31ZM79 156V155H78ZM145 156V155H144ZM194 156V155H193ZM18 157V156H17ZM54 157H52V159H54ZM72 157V156H71ZM186 157H187V155H186ZM199 157V156H198ZM204 157V156H203ZM35 158V157H34ZM67 158V157H66ZM69 158V157H68ZM73 158V157H72ZM80 158H81V155H80ZM80 158H79V160H80ZM153 158V159H154ZM196 158V157H195ZM8 159V161H7V163H6V160ZM33 159V158H32ZM37 159V158H36ZM46 159H48V158H46ZM56 159V158H55ZM141 159H143V156H142V158ZM153 159L151 160V161H153ZM181 159V160H180ZM43 160V159H42ZM63 160V159H62ZM216 160L218 161L217 162V164H218V166L217 165H212L213 167H214V170L213 171H208V168H206L208 165L210 166L212 163H215L216 162ZM220 160V161H219ZM240 160V164H238V161ZM242 160V161H241ZM33 161V160H32ZM37 162H38V159L36 160ZM70 161V160H69ZM73 161V160H72ZM72 161H71V163H72ZM78 161V160H77ZM83 161H84V159H83ZM98 161H99V159H98ZM104 161H103V163H104ZM148 161H150V160H148ZM147 161V162H148ZM150 161V163H152ZM22 162H24V161H22ZM21 162V163H22ZM26 162V161H25ZM36 162V163H37ZM43 162H44V160H43ZM43 162L42 161H40V159H39V166H41V164H43ZM94 162V161H93ZM142 162V161H141ZM143 162H144V159H143ZM146 162V163H147ZM192 162H195V163H193L194 165L192 166L191 164H192ZM55 163V162H54ZM101 163V162H100ZM125 163V162H124ZM135 163V164H136ZM145 163V162H144ZM211 163V164H210ZM16 164H18V163H16ZM35 164V163H34ZM49 164V163H48ZM85 164V163H84ZM91 164V163H90ZM115 164V163H114ZM134 164V163H133ZM58 166V164L56 163L55 164V166ZM80 165V164H79ZM83 165V164H82ZM81 165V166H82ZM85 165H87V164H85ZM113 165V164H112ZM115 165H117V163L115 164ZM130 165V164H129ZM150 165V164H149ZM34 166H36V165H34ZM43 166V165H42ZM100 166V165H99ZM98 166V167H99ZM137 166V165H136ZM143 166V165H142ZM208 166V167H209ZM217 166V167H216ZM13 167V168H12ZM46 167V166H45ZM92 167H94V166H92ZM104 167V166H103ZM112 167V166H111ZM120 167V166H119ZM128 167V166H127ZM130 167H132V166H130ZM141 167V166H140ZM12 168V169H11ZM54 168H56V167H54ZM53 168V169H54ZM60 168V167H59ZM78 168V167H77ZM76 168V169H77ZM84 168V167H83ZM88 168V167H87ZM100 168V167H99ZM115 168V167H114ZM118 168V167H117ZM126 168V167H125ZM129 168V167H128ZM133 169H134V165H133V167H132ZM137 168V167H136ZM144 168H146L145 167V165H144ZM30 169V168H29ZM57 169H58V167H57ZM72 169V168H71ZM79 169V168H78ZM106 169V168H105ZM101 170V169H97V171L96 172H93L91 175H89V181H88V183H85L84 182V184H88V186H87V188L89 189V191L91 190L92 192H93V190L94 191H100L101 189H108L109 187H110V185H111V183H112V181H111V176L109 175V172H107V170ZM107 169H109L108 171H112V169L111 168H107ZM139 169V168H138ZM166 169V170H165ZM213 169V168H212ZM35 170V169H34ZM56 170V169H55ZM98 170H100V171H98ZM114 170V169H113ZM115 170H117V169H115ZM125 170H130V169H125ZM125 170H124V172H125ZM150 169H148V171H147V174H148V172L150 173L151 171H149ZM40 171V170H39ZM53 171V170H52ZM80 171V170H79ZM83 171V170H82ZM89 171V170H88ZM126 171V172H127ZM56 172H57V170H56ZM59 172V171H58ZM68 172V171H67ZM75 172H76V170H75ZM81 172V171H80ZM84 172V171H83ZM120 172H122V171H120ZM154 172V173H153ZM48 173V172H47ZM51 173V172H50ZM64 173V172H63ZM129 173V172H128ZM127 173V174H128ZM138 173H140V171L138 172ZM141 173H142V171H141ZM158 173H160V172H158ZM162 173V172H161ZM69 173H67V175H68ZM81 174V173H80ZM83 174V173H82ZM135 174V173H134ZM144 174V173H143ZM152 174H151V176H152ZM58 175V174H57ZM70 176H68V177H66V179L65 180H67V183L70 185V184H72L73 183V181H75V180H77L76 178L78 177V175H76V174H69ZM84 175V174H83ZM123 175V174H122ZM126 175V174H125ZM130 175V174H129ZM149 175V174H148ZM49 176V175H48ZM52 176V175H51ZM77 176V177H76ZM80 176V175H79ZM120 176H121V174H120ZM141 177H140V180H141V178H142V175H140ZM146 176V175H145ZM164 176H165V174H164ZM88 177V176H87ZM136 177V176H135ZM158 177V176H157ZM218 177V178H217ZM59 178V177H58ZM128 178V177H127ZM163 178V177H162ZM165 178H167V177H165ZM164 178V179H165ZM214 178L216 179H219V180H217L216 182H212L211 183V179H213L214 180ZM87 179V178H86ZM124 179H126V177H124ZM132 179V178H131ZM130 179V177H129V181L131 180ZM139 179V178H138ZM152 179H153V177H152ZM154 179H155V176H154ZM153 179V180H154ZM156 179H159V178H156ZM163 179V180H164ZM194 179V180H193ZM16 180H14V181H16ZM52 180V179H51ZM59 180V179H58ZM61 180V179H60ZM118 180V179H117ZM128 180V179H127ZM126 180V181H127ZM147 181L148 180H150L149 178L148 179H146ZM159 180H162V179H159ZM192 180H193V182H192ZM8 181H9V178H8ZM7 181V182H8ZM49 181V180H48ZM83 181V180H82ZM114 181V180H113ZM123 181V180H122ZM125 181V182H126ZM136 181V180H135ZM144 181V180H143ZM142 181V182H143ZM10 182V181H9ZM78 182V181H77ZM87 182V181H86ZM116 182V181H115ZM132 182H133V180H132ZM138 182V181H137ZM146 182V181H145ZM154 184L152 185L151 184V186H153L152 188H154V185H155V182L154 181H152ZM151 182V183H152ZM159 182H161V181H159ZM163 182V181H162ZM161 182V183H162ZM171 182V184L172 185H170L169 186V184H167V185H165V186H167V187H165V186H160V187H158V191H157V195L155 196V198H153V200H149V201H144L146 204V206L145 207H143V208H140L139 209V212H137V214H136V218H138V219H134V220H136L135 221V224H134V222H133V226L130 228V231L129 230H127V231H129V232H125V230H124V228H123V230H121L122 229V227H120L119 228V230H118V235L116 234V237H117V241L119 240L120 242H122L123 244H125V246L127 247V246H129L130 248H132V247H136L137 248V250L138 251H141L142 249H144L145 250V248L144 247H149L151 244H156L157 242H159V239H160V242L161 241H163L162 240V237L164 238L165 237V234H166V232H167V228L168 227H166V218H165V215L167 214V212H166V209H167V207H168V203H166V199H165V196L164 195H166L167 193H170L171 191V189H173L174 187V189L176 190V185L174 184V183H172L173 181L171 180L170 181ZM197 182V183H196ZM28 183H29V185H28ZM34 183V182H33ZM59 183H62V182H59ZM79 183V182H78ZM127 183H128V181H127ZM164 183V182H163ZM195 183L197 184V186L195 185ZM237 183H241L240 184V187L239 188H236V187H238L239 185L237 184ZM4 184V183H3ZM16 184V183H15ZM56 184V183H55ZM67 184V185H68ZM81 184V183H80ZM83 184V183H82ZM112 184H114V183H112ZM125 184V183H124ZM123 184V185H124ZM135 184V183H134ZM133 184V185H134ZM145 184V183H144ZM148 184V183H147ZM159 184V183H158ZM183 184V183H182ZM189 184V185H188ZM6 185V184H5ZM9 185H10V187L12 186L11 185V182H10V184H8L7 186H5L4 188H5V190H4V193L2 192L1 194L3 195V197L6 199L7 197L6 196H8V195H11L12 193H11V189H9ZM59 185H61V184H59ZM73 185V184H72ZM126 185V184H125ZM128 185V184H127ZM126 185V186H127ZM177 185V186H178ZM181 185V184H180ZM192 185V186H191ZM235 185H238V186H236L235 187ZM4 186V185H3ZM18 186V185H17ZM43 186V185H42ZM49 186H47V187H49ZM63 186H64V183H63ZM78 186V185H77ZM113 186V185H112ZM122 186V185H121ZM120 186V187H121ZM125 186V187H126ZM131 186H132V184H131ZM150 186V185H149ZM182 186H184V185H182ZM193 186H196V187H193ZM242 186V187H241ZM13 187H14V184H13ZM34 187V188H33ZM67 187V186H66ZM70 187H72V186H70ZM141 187H143L142 185H141ZM146 187V186H145ZM148 187V186H147ZM187 187V188H188ZM192 187V188H191ZM235 187V188H234ZM1 188V187H0ZM12 188V187H11ZM20 188H18V189H20ZM111 188V187H110ZM128 188H129V186H128ZM135 188V189H134ZM139 189L138 188V186L136 187V185H135V187H133L132 186V189H130L129 188V192H128V190H127V193H128V195L130 196V194H131V197L133 198V196H136V193H134V192H136V190L137 189ZM149 188V187H148ZM155 188H157V187H155ZM181 188V187H180ZM240 188H243V189H240ZM2 189H3V187H2ZM13 189V188H12ZM45 189V190H44ZM76 189H78V188H76ZM75 189V190H76ZM83 189H85V186H84V188ZM168 189H170V190H168ZM182 189V188H181ZM184 189V188H183ZM236 189H239V190H236ZM254 189H256V191H253ZM9 190V191H8ZM14 190V189H13ZM37 190V191H36ZM38 190H42V191H38ZM56 190V189H55ZM87 190V189H86ZM125 190V188H124V190L123 191H126ZM134 190V191H133ZM152 190V189H151ZM154 190V189H153ZM157 190V189H156ZM188 190V189H187ZM236 190V192L238 191H240V193H239V195H237L236 196V194L234 193V191ZM3 191V190H2ZM15 191V190H14ZM13 191V193H15ZM18 191V190H17ZM52 191V192H51ZM66 191V190H65ZM64 191V192H65ZM82 190L80 189V192H81ZM85 191V190H84ZM110 191V190H109ZM121 191V190H120ZM141 191V190H140ZM144 191H145V189H144ZM178 191V190H177ZM200 191V190H199ZM241 191L243 192V193H241ZM55 192H57V191H55ZM63 192V193H64ZM86 192V191H85ZM92 192H91V194H92ZM137 192H139L138 190H137ZM155 192V191H154ZM174 192V191H173ZM181 192H183V191H181ZM180 192V193H181ZM212 192V191H211ZM237 192V193H238ZM9 193H11V194H9ZM78 192H76V191H74V190H70L69 191V189H68V192L66 193H64L63 195H62V198H61V200H59L58 199V201H59V203H60V205H62V204H67L68 203V205H70L71 203H73L74 201H75V199L78 197V194H77ZM97 193V192H96ZM100 193H101V191H100ZM113 193V192H112ZM125 193V192H124ZM143 193V192H142ZM193 193V192H192ZM199 193V192H198ZM207 193V192H206ZM233 193H234V195H233ZM80 194V193H79ZM103 194V193H102ZM123 194V193H122ZM121 194V195H122ZM132 194H134L133 196H132ZM138 194V193H137ZM141 194V193H140ZM140 194H139V196H140ZM175 194V193H174ZM173 194V195H174ZM183 194V193H182ZM189 194V193H188ZM191 194V193H190ZM200 194V193H199ZM217 194V195H216ZM254 194V195H253ZM36 195V196H35ZM110 195V194H109ZM124 195V194H123ZM170 195V194H169ZM176 195V194H175ZM253 195V196H252ZM33 196H35V197H33ZM111 196V195H110ZM118 196V195H117ZM154 196V195H153ZM186 196H187V193H186ZM185 196V197H186ZM193 196L195 197V191H194V193H193ZM192 196V197H193ZM221 196V197H220ZM251 196H252V198H251ZM9 197V200H10V196H8ZM40 197V198H39ZM57 197V196H56ZM80 197V196H79ZM78 197V198H79ZM97 197V196H96ZM124 197H126V196H124ZM137 197H138V195H137ZM151 197V196H150ZM175 197V196H174ZM218 197H220V198H218ZM223 197V198H222ZM15 198V197H14ZM13 198V199H14ZM39 198V199H38ZM112 199V202H111V204H113V205H115V207L117 208V209H119V213H120V211H122L123 209H125V206H126V200L124 201L123 200V198H121V197H111ZM201 198V197H200ZM255 198H256V196H255ZM255 198H254V200H251V202L252 203H255ZM28 199V200H27ZM79 199H82V198H79ZM125 199H127V198H125ZM135 199H136V197H135ZM135 199H133L134 201H135ZM151 199V198H150ZM170 199V198H169ZM176 199V198H175ZM174 199V200H175ZM192 199H194L195 200V198H192ZM221 199H222V201H221ZM257 199V200H258ZM15 200H17V198L16 199H14V201ZM39 200H42L43 202H41L40 203V201L38 202ZM78 200V199H77ZM104 200V199H103ZM109 200V199H108ZM138 200V199H137ZM136 200V201H137ZM143 200V199H142ZM146 200H148V199H146ZM165 200V201H164ZM168 200V199H167ZM171 200V199H170ZM86 201V200H85ZM184 201V200H183ZM186 201V200H185ZM188 201H189V199H188ZM24 202V201H23ZM32 202V203H33ZM87 202V201H86ZM95 202H96V199H95ZM98 202V201H97ZM130 202V201H129ZM187 202V201H186ZM190 202H191V204H192V200L190 199ZM195 202V201H194ZM222 202V203H221ZM250 202V204H252ZM9 203V204H8ZM16 203V202H15ZM31 203V204H32ZM57 203V202H56ZM77 203H78V201H77ZM85 203V202H84ZM83 203V204H84ZM92 203V202H91ZM90 203V204H91ZM107 203V202H106ZM137 203V202H136ZM135 203V204H136ZM17 204V203H16ZM22 204V203H21ZM38 204V205H37ZM89 204V203H88ZM97 204V203H96ZM190 204V206H192ZM195 204V203H194ZM197 204V203H196ZM249 204V205H250ZM257 204V203H256ZM263 204V203H262ZM27 205V204H26ZM60 205H58V206H60ZM78 205V204H77ZM80 205V204H79ZM92 205V204H91ZM102 205V204H101ZM102 205V206H103ZM140 205H142V204H140ZM173 205V204H172ZM189 205V204H188ZM253 205V204H252ZM18 206V205H17ZM66 206V205H65ZM73 206V205H72ZM71 206V207H72ZM82 206H84V205H82ZM81 206V207H82ZM102 206H100V204H99V206H98V208L99 207H102ZM103 206V207H104ZM143 206H144V204H143ZM170 206V205H169ZM175 206V205H174ZM257 206V205H256ZM258 206H259V203H258ZM263 206V205H262ZM23 207V206H22ZM69 207V206H68ZM75 207H76V205H75ZM97 207V206H96ZM114 206H113V209L115 208ZM129 207V206H128ZM132 207V206H131ZM138 207V206H137ZM264 207V206H263ZM53 208V207H52ZM55 208V207H54ZM86 208V207H85ZM112 208V206H110V208L109 209H111ZM115 208V209H116ZM127 208V207H126ZM134 208V207H133ZM174 208V207H173ZM190 208V207H189ZM193 208H194V206H193ZM199 208V207H198ZM201 208V207H200ZM210 208V207H209ZM208 208V209H209ZM253 208H254V205H253V207H252V209H251V206H250V208H249V212L252 210L253 211ZM256 208V207H255ZM254 208V209H255ZM262 208V207H261ZM23 209V208H22ZM71 209V208H70ZM74 209V208H73ZM132 209V208H131ZM196 209V208H195ZM251 209V210H250ZM257 209V208H256ZM102 210H103V208L101 209L100 208V211L102 212ZM133 210H135V209H133ZM192 210V209H191ZM216 210H219L218 208L216 209ZM61 211H62V209H61ZM98 212H99V210H97ZM96 211V212H97ZM117 210H115V212H116ZM124 211V210H123ZM129 211V210H128ZM172 211V210H171ZM185 211V210H184ZM195 211V210H194ZM194 211L192 210V218H193V221H195V223L197 222V220L198 219H196L197 217H196V214L194 213ZM207 211V210H206ZM256 211V210H255ZM16 212V213H15ZM21 212H22V210H21ZM54 212L56 213V210L55 209H53L52 210V212L51 213H53V216H55L54 215ZM69 212V211H68ZM75 212V211H74ZM125 212V211H124ZM130 212V211H129ZM166 212V213H165ZM175 212V211H174ZM181 212V211H180ZM208 212V211H207ZM246 212V213H245ZM49 213H50V211H49ZM50 213V214H51ZM109 213V212H108ZM113 213H114V211H113ZM118 213V212H117ZM133 213V212H132ZM188 213H190V211L188 212ZM195 214V216H194V214ZM216 213V214H215ZM227 213H228V215H227ZM264 213V212H263ZM15 214H17V215H15ZM22 214H24V213H22ZM94 216H93V215ZM123 214V213H122ZM127 214V213H126ZM181 214V213H180ZM187 214V213H186ZM200 214V213H199ZM212 214V215H213ZM219 214V215H218ZM223 215V217H222V215ZM248 215V216H245V215ZM253 214V213H252ZM25 215H24V217H25ZM70 215V214H69ZM72 215H73V212H72ZM113 215V214H112ZM116 215V214H115ZM129 215V214H128ZM127 215V216H128ZM135 215V214H134ZM173 215V214H172ZM189 215H191V214H189ZM206 215V214H205ZM220 215H221V217H220ZM225 215H226V220H225ZM260 215V214H259ZM20 216H21V213H20ZM109 216V215H108ZM118 216V215H117ZM126 216V215H125ZM132 216V215H131ZM164 216V217H163ZM167 216V215H166ZM252 216V215H251ZM263 216H264V214H263ZM22 218H24L23 216H21ZM49 217V216H48ZM211 218H212V216H210ZM19 218V219H18ZM109 218V217H108ZM117 218V217H116ZM121 218V217H120ZM127 218V217H126ZM132 219H133V217H131ZM162 218H164V219H162ZM25 219H26V217H25ZM26 219V220H27ZM50 219H51V217H50ZM67 219H68V217H67ZM98 219V220H97ZM119 219V218H118ZM121 219H123V217L121 218ZM128 219V218H127ZM253 219V218H252ZM49 220V219H48ZM48 220H46V221H48ZM97 220V221H96ZM126 220V219H125ZM128 220H131L130 219V217H129V219ZM200 220V219H199ZM246 220V221H245ZM15 221V222H16ZM21 221H24V220H21ZM30 221V220H29ZM46 221L43 223L44 224V227H45V223H46ZM106 221V220H105ZM123 221V220H122ZM127 221V220H126ZM126 221L124 222L125 224H126ZM168 221V220H167ZM193 221L192 222H189V223H193ZM28 222V221H27ZM56 222V223H57ZM101 222V221H100ZM115 222V221H114ZM127 222H129V221H127ZM204 222V221H203ZM208 222V221H207ZM217 222H219V223H217ZM226 222V223H225ZM260 222V221H259ZM16 223H18V222H16ZM21 223V222H20ZM108 223V222H107ZM106 223V224H107ZM131 223V222H130ZM129 223V224H130ZM177 223V222H176ZM194 223V224H195ZM264 223V222H263ZM22 224V223H21ZM99 224V223H98ZM103 224V223H102ZM105 224V225H106ZM114 224V223H113ZM129 224H128V226H129ZM215 224V225H216ZM261 224V223H260ZM25 225V224H24ZM51 225H52V222H51ZM51 225H48V227H51V228H53V229H51V228H48V227H46V228H48V229H50L48 232L50 233V231L51 230H54V228L55 227H52ZM110 225H112V224H110ZM121 225V224H120ZM189 225V224H188ZM199 225V224H198ZM216 225V226H217ZM21 226V225H20ZM47 226V225H46ZM95 226V225H94ZM93 226V227H94ZM100 226H101V224H100ZM99 226V227H100ZM122 226V225H121ZM124 226V225H123ZM170 226V225H169ZM172 226V225H171ZM175 226V225H174ZM193 226V225H192ZM195 227H196V225H194ZM209 226H208V228H209ZM223 226H222V228H223ZM23 227V226H22ZM106 227V226H105ZM124 227H126V226H124ZM205 227V226H204ZM206 227H207V225H206ZM211 227V226H210ZM212 227H211V230H212ZM219 227V226H218ZM83 228V229H82ZM101 228V227H100ZM114 228V227H113ZM200 228H202V227H200ZM12 229H14V231H12ZM17 230V232H16V230ZM44 229V228H43ZM90 229V228H89ZM94 229V228H93ZM116 229V228H115ZM114 229V230H115ZM185 229V228H184ZM210 229V228H209ZM208 229V230H209ZM228 229V228H227ZM227 229H226V231H227ZM229 229H230V227H229ZM264 229V228H263ZM26 230V231H27ZM78 230V231H79ZM88 230V229H87ZM99 230V229H98ZM97 230V231H98ZM113 230V231H114ZM179 230H181V229H179ZM205 230V229H204ZM208 230H205V231H208ZM5 231V232H4ZM77 231V232H78ZM81 231V232H82ZM91 231V230H90ZM176 231L178 232V230L176 229ZM175 231V232H176ZM48 232H46V233H48ZM76 232V233H77ZM87 232V231H86ZM96 232V231H95ZM173 232V231H172ZM39 235V236H37V234ZM93 233V232H92ZM117 233V232H116ZM171 233V232H170ZM180 233V232H179ZM205 233V232H204ZM227 233V232H226ZM83 234V233H82ZM114 234V233H113ZM169 233H167V235H168ZM176 234V233H175ZM241 234H242V236H241ZM264 234V233H263ZM0 235H1V233H0ZM56 235H58V236H56ZM78 235V234H77ZM93 235V234H92ZM178 235V234H177ZM191 234H189V236H190ZM73 236H75V235H73ZM169 236V235H168ZM180 236V235H179ZM192 236V235H191ZM231 236V235H230ZM4 237V236H3ZM40 237V238H39ZM58 237V238H57ZM110 237V236H109ZM170 237V236H169ZM177 237V236H176ZM225 237H227V234L225 235ZM263 237V236H262ZM67 238V239H66ZM111 238V237H110ZM178 238V237H177ZM182 238V237H181ZM193 238V237H192ZM205 238V237H204ZM47 239V240H46ZM72 239V238H71ZM77 239V238H76ZM109 239V238H108ZM186 239V238H185ZM188 239V238H187ZM195 239V238H194ZM257 239V240H256ZM262 239V238H261ZM45 240V241H44ZM172 240V239H171ZM198 240V239H197ZM200 240V239H199ZM264 240V239H263ZM110 241V240H109ZM108 241V242H109ZM173 241V240H172ZM180 241V240H179ZM188 241H190V240H188ZM204 241V240H203ZM226 241V242H225ZM113 242V241H112ZM167 242V241H166ZM169 242H171V241H169ZM193 242V241H192ZM197 242V241H196ZM200 242V241H199ZM205 242V241H204ZM264 242V241H263ZM71 243V244H70ZM79 243H81V242H79ZM84 243V242H83ZM110 244H112L111 242H109ZM109 243H108V245H109ZM121 243V244H122ZM163 243V242H162ZM161 243V244H162ZM191 243V242H190ZM164 244V243H163ZM196 244V243H195ZM201 244V243H200ZM203 244V243H202ZM84 245V244H83ZM119 245V244H118ZM117 245V246H118ZM160 245V244H159ZM173 245V244H172ZM191 245V244H190ZM257 245V244H256ZM38 247V249H37V253H38V255H36L37 253H35V255H34V249H35V247ZM74 246V252L72 253V247ZM78 246V247H77ZM112 246H114V245H111V247ZM122 246V245H121ZM180 246V245H179ZM76 247V248H75ZM106 247V246H105ZM109 247V246H108ZM128 247V248H129ZM152 247V246H151ZM155 247H156V245H155ZM160 247V246H159ZM169 247V246H168ZM182 247V246H181ZM204 247V246H203ZM202 247V248H203ZM82 248H84V246L82 247ZM110 248V247H109ZM108 248V249H109ZM114 248V247H113ZM140 248V249H139ZM153 248V247H152ZM170 248V247H169ZM172 248V247H171ZM176 248V247H175ZM180 248V247H179ZM183 248V247H182ZM215 248H213V249H215ZM264 248V247H263ZM68 249H71V250H69V252H68ZM107 249V250H108ZM119 249V248H118ZM121 249V248H120ZM125 249V248H124ZM168 249V248H167ZM201 249V248H200ZM82 250V249H81ZM86 250V249H85ZM114 250V249H113ZM129 250V249H128ZM135 250V249H134ZM164 250V249H163ZM173 250V249H172ZM178 250V249H177ZM203 250V249H202ZM209 250H210V248H209ZM218 250V251H217ZM115 251V250H114ZM125 251V250H124ZM124 251H122V252H124ZM143 251V250H142ZM148 251H150V250H148ZM166 251V250H165ZM198 251V250H197ZM205 251H208V250H205ZM212 251V250H211ZM214 251V250H213ZM78 252V251H77ZM99 252V251H98ZM100 252H102V251H100ZM107 252V251H106ZM111 252V251H110ZM120 252H121V250H120ZM119 252V253H120ZM121 252V253H122ZM129 252V251H128ZM127 252V250H126V252H124V253H126V255L127 254H129ZM130 252H131V250H130ZM147 252V251H146ZM172 251H169V253H171ZM202 252V251H201ZM259 252V251H258ZM262 252V251H261ZM113 253H115V252H113ZM118 253V252H117ZM120 253V254H121ZM123 253V254H124ZM142 253V252H141ZM166 253V252H165ZM199 253V252H198ZM207 253V252H206ZM210 253V252H209ZM107 254H109V253H107ZM106 254V255H107ZM135 254V253H134ZM150 254V253H149ZM167 254V253H166ZM179 254V253H178ZM177 254V255H178ZM196 254H197V252H196ZM68 255V254H67ZM99 255V254H98ZM105 255V254H104ZM122 255V254H121ZM125 255V254H124ZM131 255V254H130ZM141 255H143V254H141ZM140 255V256H141ZM146 255V254H145ZM176 255V256H177ZM207 255V254H206ZM73 256V255H72ZM82 256V255H81ZM109 256V255H108ZM112 256V255H111ZM116 256H118V257H115L114 258V260L116 261V263L114 262V264H129V260H130V262H131V260H133V257H135L136 258V261L137 260H141L140 258H139V255L138 254H136V255H134L133 257H122V256H120L119 254L118 255H116ZM173 256V255H172ZM193 256V255H192ZM69 257V256H68ZM101 257V256H100ZM119 257H122L123 258V260L121 259H119L121 262H117V261H119V260H117ZM161 257H162V254H161ZM170 257V256H169ZM189 257V256H188ZM201 257V256H200ZM208 257V256H207ZM63 258V257H62ZM75 258H77V257H75ZM102 258V257H101ZM100 258V259H101ZM106 258V257H105ZM111 258V257H110ZM125 258H126V260H125ZM144 258H145V256H144ZM166 258V257H165ZM180 258V257H179ZM182 258V257H181ZM205 258V257H204ZM58 259V258H57ZM69 259V258H68ZM79 259V258H78ZM99 259V258H98ZM129 259V260H128ZM176 259V258H175ZM189 259V258H188ZM202 259V258H201ZM164 260V259H163ZM166 260V259H165ZM169 260V259H168ZM178 260H180V259H178ZM191 260V259H190ZM73 261V260H72ZM76 261V260H75ZM84 261V260H83ZM102 261V260H101ZM100 261V262H101ZM111 261V260H110ZM109 261V263H111L112 264V261L110 262ZM141 261H143V260H141ZM158 261H160V263H161V258H160V260L158 259ZM157 261V262H158ZM186 261V260H185ZM99 262V261H98ZM108 262V261H107ZM134 262V261H133ZM139 262V261H138ZM66 263H67V261H66ZM65 263V264H66ZM88 263V262H87ZM106 263V262H105ZM108 263V264H109ZM132 263V262H131ZM135 263V262H134ZM156 263V262H155ZM169 263V262H168ZM78 264H81V263H78ZM83 264V263H82ZM86 264V263H85ZM92 264V263H91ZM101 264H102V262H101ZM107 264V263H106ZM136 264H137V262H136ZM139 264H141V262H139ZM162 264H165V263H162ZM170 264V263H169ZM202 264V263H201Z\"/></svg>", "mask_w": 264, "mask_h": 264}]
</instances>
